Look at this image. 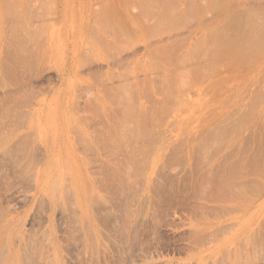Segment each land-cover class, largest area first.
I'll return each instance as SVG.
<instances>
[{
	"label": "rangeland",
	"instance_id": "1",
	"mask_svg": "<svg viewBox=\"0 0 264 264\" xmlns=\"http://www.w3.org/2000/svg\"><path fill=\"white\" fill-rule=\"evenodd\" d=\"M192 1H193V3H192ZM192 1L191 0H189V1L188 0H136V2H135V11H136L135 22H136V27H137V32H136V37L137 38H136V41L135 42H137V41L138 42L136 44H135V42H133L135 44L134 47H135V49L137 51L136 52L137 54L135 53L136 56L134 55L135 58H134V56H132L133 57L132 58L133 61L131 63L133 64V66H131L132 64H129L130 67H128L127 70L125 68V69H122V71H121V69L119 71V67L116 66V65H114V64H112V63H110L108 59H105V60L100 59L99 60V64H100V66H99L100 67L99 68V72H100V74H99V72L98 73H95L92 69L89 68V66L88 67L83 66L82 63H81V61H80L81 56L83 55V48L85 47V44H86L85 41L87 39H82V40H78V39H72V40H56V39H52V40H50L48 38L49 37V33H48L49 20L54 17V9H53V2H52V0H18V2H19L20 5L23 3V5H24L23 8L22 7H18V8L17 7L8 8V16L5 18V23L1 24L2 28L5 31L3 33V35L4 36H7V37H10V36H14L18 31L19 32L22 31L21 34L23 36L25 34V37L26 36L29 37V39L28 38L25 39V40H27L26 41V44L28 45L27 46L25 44L26 45V48H28V47L31 48L32 46H33L32 48H34V46H36L34 41L37 39L36 42H38V40H39L40 42L37 43V47H35V48H36V51H37L38 50L37 48L39 46L40 47L39 48L40 49L39 51H41V52H38L36 54L37 55H41V56L44 55V58H43V61H41L42 63L39 66L40 67L39 68L40 70L38 68H37V70H34L33 69V71H35V72H33L34 75L32 76V74H31L32 78H30L31 76L28 77L31 80V81H29L30 83L28 82L30 84V85H28V86H30L29 87L30 89H27L28 88L27 87L25 90L21 91L20 94L17 95L20 98V101L21 100H23V102L26 101L25 102V106H23V108H22L24 111H26L27 113H29L31 111H32V113L33 112H36L37 115L35 114V117H36L35 120H32V118H30V117L28 119L26 118L27 119V122H22V120H18V122L20 121V123L13 124L14 126L11 125V126H13L12 128L10 126L11 122L8 121L7 124H9V126L6 125V122H5V125L7 127H9V128H5L6 129V132L4 131L5 130L4 127H2L3 128V131H1L2 128L0 129V135L3 132L2 136H0V157L2 158V159L0 158L1 159L0 160V164L2 165V166L0 165V171H1L0 172V198H1L0 201L2 202V204L0 203V205L3 207V204H4V207L6 206L5 208L6 209H9V210H7L6 216H3L2 219L0 220V223H1L0 224V229L2 230V231H0V233H1L2 237L5 234V236L3 237L5 240H8V241L9 240H12L10 242H11V244L13 246H15V247H12V248L11 247H8V250L11 251L10 253H12L11 254L12 255V258L9 257L10 259L8 261L6 260L2 264H5V263L6 264H12V261L14 262L13 264H35V263L36 264H38V263L39 264H57V263L58 264H220L219 262H224L226 264L227 260L231 264H240L239 261H241V264H244L243 261L245 263H248L249 264V261L251 259L250 257L253 258L255 255L257 257L255 256L256 259H254V258L253 259L255 261H258L259 260L258 261L259 263H257V264H262V263L264 264V262H263V260H264V257H263L264 256L263 255L264 254V250L260 249L259 246L256 247V248H258L257 250L260 249L259 250L260 255L262 254V252H260V251H263V254H262L263 256L261 258H259V256H260V255H258L259 253H256L257 251H255L256 249H253V247H251V248H252V251L254 250L255 253H253L250 250V256L249 257L242 256L245 253L248 254V252H249L248 249H246L247 251L245 250L246 252H244V250L241 251L242 253L240 252L241 253L240 254L239 253V250H237V249H235V247H233L234 249L231 248L233 250V253H232L233 257L232 258L227 257L225 260L222 259L223 261H219V260H221L220 258L225 254V252H226L225 250H228L233 244H235V243H233V242H235L233 239H232L233 241L231 239H229V238H232V236H230V235H232V233H228V234H226V236L224 235L225 237L222 236L221 238H219L216 241H213L212 243H210L207 246H206V244L205 245L195 244V243H193L194 241L192 242L193 243V245H192L191 244V241H192L191 238L192 237L190 238V236H193L192 233L195 231V229L198 228L197 231H195V233L196 232L197 233L198 232H202L203 230H207L209 228V225L212 224L210 222H213V221L215 222L216 221V219H214V217H211L212 216L211 213L209 215V214H207L209 212H207V213L205 212V211H207V208H205L206 210L205 209H202L203 211L199 208V205H201L200 202H204V203L207 202L208 206H209L210 203L213 204V205H214V203L216 204V201L213 202L212 199L210 198L211 195L208 197V194H207V192L209 193L210 191L211 192L214 191V187L210 185L211 183L213 184V180L215 179V178L214 179H211L212 178L211 175L214 176V174L211 173V172H214L212 170V167L211 166L214 165L213 167H217V164L214 163V162H218V163L221 162L222 163L225 159L228 160V162H230V159H231L232 160L231 162H233V160L235 159L234 157H236V159H237V157L239 158V156H240L239 160L240 159L242 160V158L245 159V160H242V162L244 164H246V162L249 163V161H251L249 159L250 158L253 159V158H252L251 155H250L251 157L250 156H246V158H245V155L244 154H246V149H247V154H249V151L252 150V151H250V154L252 152L253 153L252 155L254 156L255 151L253 152V150L260 149V147H261V140L264 138L263 137V135H264V133H263L264 132L263 131V129H264V127H263V125H264V123H263L264 122V120H263L264 119V116H263L264 115V111H263L264 110V100H260V99H264V95L261 96V98H260V95H257V97L255 95V94H257V91L259 92V90H260V92H262V94L264 93V88H263V86H264V54L259 59H257L259 61H254V62H251V63H243L242 61L235 60V58L233 59V57H231L229 55H226V53H225V56H228V57H225L224 59H222L220 57L222 61L220 60L221 62L217 64L216 60H218L217 59V57H219L218 54L220 55L219 49H222V47L220 46V44L222 45L223 42H220L218 40H215V39L220 38L222 36V35H219L220 34V30H221V32H222V30H224L223 27L226 25V23H225L226 21H228L229 19L230 20L237 19L240 16V13L239 12H241L242 19L246 18V15L247 14L245 12H247V10L249 8V7L246 8V6H245L246 4H250L251 6L254 7V9L256 8L255 4L258 5L257 7H259V8L258 9L256 8V9L259 10V11H257L256 9L255 10H256L257 14L259 13V16L260 17L255 16V18H257V17L258 18H261L262 17V15H261L262 13L261 12L264 11V0H229V2H228V0H217L220 3L222 2L223 5L225 4L224 6H226V7H222L221 6L222 4L220 5L219 2L217 4H215L217 2L216 0H212V1L211 0H206V1L205 0H192ZM214 1H215V3H214ZM31 4H34L36 7L33 8L31 6ZM165 4L166 5H170V6H164ZM217 5L218 6L220 5V8H218ZM149 9H151V11ZM164 9L168 10L170 13L168 12L169 14H167V11L164 10ZM173 9H175V11ZM180 9H181V11H183L182 14L185 13V11H187L185 13V16L183 14V17L181 18V20H183V19L185 21L187 20L186 22L183 20L184 23L181 20H179L182 15H180V16L177 15V13L178 14L179 13L181 14ZM230 9L233 10V11L229 12ZM154 10H156V12L158 14ZM161 10H162L163 13H161ZM163 10L166 12L167 15L164 14L165 12ZM170 10H173V11H170ZM238 10H240V11H238ZM33 11L35 12V15L34 16H33ZM197 11H198V13H197ZM148 12L150 14H148ZM230 13L232 15L235 14L233 16L234 18H232V17L230 18V16H232ZM242 13H244V18H243V14ZM163 14H164V16H163ZM174 14L177 15V16H175ZM187 14H191V15L188 16ZM224 14L226 15V18H225V15ZM229 14H230V16H229ZM190 16L193 17V18H189ZM228 16H229V18H228ZM241 16H240V18H241ZM75 18H78V16H75ZM263 18H264V14H263ZM87 19L88 20H91V19L94 20V19H96V17L91 16L89 14L88 17H87ZM169 19H171L170 20L171 22L170 21L166 22ZM188 19H190V20L188 21ZM174 20L175 21L177 20V23H173ZM261 20L264 21V19H259V21H261ZM178 21L180 23L182 22L183 24H181V26L180 25L175 26V24H180V23H178ZM195 21H196V23H195ZM219 21H221L222 24H224V25H219V23L221 24V22H219ZM165 22H166V24H165ZM150 25L152 26V28L150 27ZM193 26H194V28H193ZM216 26L217 27L222 26L221 27L222 29L219 27V29L217 30V27ZM154 27H156V28H154ZM157 27H158V29H157ZM229 27H230V25H228V28ZM144 28H147V30L148 29L149 30L146 31V33H144L142 31V30H144ZM224 28H227V27L225 26ZM24 29H25L26 32L24 31ZM212 29L213 30H217V32L216 31L215 32L214 31L212 32V34L215 33L214 34V37L211 35V30ZM159 30L161 32H158ZM164 30H166L167 33H166V31L164 32ZM171 30L172 31L173 30H176L177 32L176 31L175 32L173 31L174 33H172V32L170 33ZM191 30H192V32H191ZM183 31H184V33H183ZM19 32L17 33V35L19 34ZM153 32L156 33V34H154ZM180 32H182V33L179 34ZM190 32H191V34H190ZM206 32H207V34H209L214 39L211 38L210 36H209L210 38H208V39L204 38V37H207L206 36L207 35ZM147 33H149L150 35L149 34L147 35ZM188 33H189V35H188ZM226 33L223 32V35L224 36H227ZM31 34H33V35L35 34L34 35L35 37L33 35H31ZM145 34H146L147 38H151L153 41H159V40H161L159 38L163 36V37H165V40H166L167 44H166V42L164 43V41H163L164 39H162V42L160 41L161 43L158 42L159 45L158 44L152 45V47H149V49L148 48L145 49L144 45H138L139 44V41L141 40L138 37L140 35L142 36V35H145ZM202 34H203L204 37L202 36ZM153 35L155 36L156 40H154L155 38L153 39ZM216 35L218 37H216ZM170 36L171 37L174 36V38H170ZM178 36H179V38L182 36V39L181 38L178 39ZM183 36L186 39H184ZM198 36H202V37H198ZM32 37H34L35 39H33ZM168 37H169V39H168ZM200 38L202 39V41L205 40L206 43L204 42L202 44L201 43L202 41H200L201 40ZM19 39H16V41H15V39L6 38V39H3V40L0 41V63L1 62H4L5 59H8V56H6V54H5L8 51L7 47L9 48V46H10L9 49L11 50V48H13L15 46H19V45L21 46V43H19L20 42ZM151 39H146V40L152 41ZM167 39H168V41H167ZM175 39H177V40H175ZM209 39H213V41H210ZM18 40H19V42L17 44H19V45H17L15 43ZM113 40H114V38H110L109 41H113ZM169 40H170V43H171V41H174V40L176 42L178 40H180V42H178V43H181V41H182V43L181 44H177L174 41L175 44H173L174 42H172L171 43L173 45V46H171L172 49H173L172 50L171 47H170V45L168 46V44H170V43H168ZM184 40H186V41H184ZM214 40L218 42L219 45L218 44L217 45L219 46V48H215L217 46V45L215 46V44L217 42H215ZM221 40H223V39H221ZM194 41H195V43H194ZM196 41H197V44L198 45L200 44L201 46L199 45V47H198V45L196 44ZM12 42L15 43V44L13 43L14 46L11 45ZM161 44H162V46H161ZM163 44H164V46H163ZM212 44L215 47L212 46ZM41 45H42V47H41ZM157 45H158L159 48H161V47L162 48L159 50V48L156 47ZM187 45L188 46L190 45V46L188 47ZM207 45L209 47L211 45V47L213 48V52H215L214 54L217 55V56L215 55L216 57L213 55L215 58L214 57H211V55L213 53H212V50L209 51V49H208L209 47ZM22 46L24 47V42H23V45ZM165 46H166V49H164ZM183 46H185V47H183ZM194 46H196L197 49L196 48L193 49ZM222 46H224V44ZM154 47H156V49H153ZM204 47L207 48L205 50H207V51L210 52V56L207 55V54H209V52L208 53L205 52V51L203 52L202 49H204ZM214 48H215V51H214ZM16 49H17V47H16ZM190 49L194 50V52L192 50H191L192 52L189 51ZM13 50H14V48H13ZM13 50H11V51H13ZM17 50H19L20 53H23L22 52L23 50L21 51L20 48H18ZM153 50L156 51L157 53L160 52V54L158 53V56H157L156 52L154 53ZM161 50H162V52H161ZM168 50L170 51V53L168 52ZM195 50H197L199 52V54L201 52L200 55L203 56V57H204V55H207L208 56L207 58H206V56L204 57L207 60L206 59H203V57L201 58L199 56H196V51ZM97 51H98V49H97ZM147 51H149V53H152V55L150 54L151 58H149V53H147ZM151 51H153V52H151ZM183 51H185V52H183ZM216 51H218L219 53H216ZM164 52H166V53H164ZM181 52H183L182 53L183 55H182V57H179V55L181 54ZM187 52H190V53H187ZM171 53L172 54H176V55H173L174 57L168 56V58L170 57L169 58L170 63H168L169 60L167 58V55H165V54L172 55ZM193 53L195 54V56L193 55ZM204 53H206V54H204ZM221 53H223V52L221 51ZM147 54H148V56H147ZM155 54H156V56H155ZM223 54H221V55H223ZM7 55H8V53H7ZM160 55H163L164 61H166V60H168V61L164 62L162 59L160 60V58H161ZM186 56L187 57L188 56H191V57L186 58ZM192 56L194 57L193 59H195V60L192 59ZM4 57H6V58L4 59ZM157 57H159V58H157ZM209 57H210V59H209ZM222 57H224V55ZM230 57H231L232 60L229 59L230 60L229 61L228 58H230ZM174 58L176 60H177V58H182V59H180L182 63L179 62V59H178V63L177 64H174V60H175ZM189 58H191L192 60L191 59L188 60ZM211 58L214 59V63L215 64L211 63V62H213ZM1 59H4V60L2 61ZM132 59L130 58V60H132ZM171 59H174V60H171ZM183 59H187V60H184V62H185L186 65H188L187 63H189V62L192 63V61H193V64H191L192 66H186V65H184L183 64ZM196 59L198 61H200V62L197 63L198 61ZM208 59L211 60V61H209V64L206 63V65L204 66L203 63L207 62ZM157 60L158 61L160 60L159 63H161V64H159ZM201 60H203V62ZM204 60H205V62H204ZM5 61H7V60H5ZM156 62H157L158 65L156 64ZM229 62H231L234 66L231 63H229ZM154 63H155V65H154ZM210 63H211L212 66L213 65H216V66H214L213 69H209V67L207 68V65L211 67ZM226 63H229L230 66L227 65ZM198 65L201 66V68ZM135 66H137V67H135ZM166 66H168V67L166 68ZM188 67H190L189 68L190 70L192 69V67H194V69H192V71H189ZM231 67H234V68H232L233 71L234 70L235 71L237 70L236 72L234 71L235 74L233 73V71L231 69H229V70H231L230 73H229V70H228V72H226V71H225V73L223 72L224 70H227L228 68H231ZM129 68H131V69H129ZM243 68H247V69L245 70ZM156 69H160V70H156ZM186 69L190 73L191 72L192 73L190 74ZM207 69H209V70L207 71ZM217 69H219V70H217ZM242 69H243V71H242ZM184 70H186V71H184ZM212 70L215 71V72H213ZM220 70L221 71L223 70L222 71L223 73H221ZM118 71L119 72H127L128 73V77H129V80L127 81V80L123 79V77L122 78L121 77L120 78L116 77L115 74H117ZM161 71H164V73H166V72L169 73L170 71L171 72H175V74L170 72L171 75L174 74L173 77L171 76L172 77L171 79H173V80H176L178 77L182 76L181 74L184 75L183 77H187L189 75L190 77L188 76L187 78L189 80L192 79L191 81L192 82L194 81V82L192 83L190 81L191 82L190 83L185 78L183 80V82L186 80L190 84H188L187 82H185L186 84L183 85L185 87V89H184V87H182V85H181L182 82L181 81L178 82V80L181 77L178 78V80H177L178 85L175 86V84H174L175 82L172 83L171 81H167L168 79L170 80V78H167V80H163L164 73L163 72L161 73ZM179 71H181V72L179 73ZM198 71H201V73L198 72ZM202 71L204 73H202ZM211 71L213 73L210 74ZM187 72H188V74H187ZM205 73L206 74H209V75L207 76ZM113 74H114V76H111ZM177 74H180V75L178 76ZM203 74H205V75H203ZM233 74H234V77L232 78ZM249 74H251V75H249ZM148 75H150V76H148ZM152 75H155V77L152 76ZM162 75H163V77H160V79L162 78L160 80L158 76H162ZM195 75H196V77H195ZM165 76L168 77V74L165 75ZM202 76H204V77H202ZM209 76H211V77H209ZM145 77H146V79H147V77H149L148 80H146ZM194 77L197 80H195ZM252 77H253V79H252ZM260 77H261V79H259ZM132 78H133V82H131L132 81ZM164 78H166V77H164ZM205 78H207V79H205ZM120 79H121V81H120ZM138 79H139V81H137ZM258 80H259V82H258ZM160 81H163L164 83L166 81V84L170 83V84H168L169 87H172L173 86L172 84H174V87L175 88L177 87L176 88V91L177 92L174 91L173 93H168L169 90L167 89L168 90L167 91L166 89L163 88V87L168 88V86L165 85V84H163ZM130 82L133 83V86L135 85L137 87L134 86V88H132L130 90V94L127 95L126 94L127 93L126 91H128V89L130 88V86H129L131 84ZM146 82H148V83L147 84H144ZM155 82H157V83L160 82V84L162 83L163 85H160L159 84L160 85L159 88L161 90H163V91L166 90L167 91V94L165 92L162 93L161 91H159L160 89L158 87L157 88L159 90L156 88V86L158 84L157 83H156L157 85L154 84ZM260 82H261V84H260ZM106 83L108 85H106ZM150 83H151V87L149 86V88L152 89L151 91H152V94L153 95L151 94V92H148V91H150V89H146V88H148V85ZM257 83H258V85H259V87L261 89L256 85ZM140 84H141V86H140ZM118 85H120L122 87H120ZM126 85L129 86V88L126 87ZM252 85H254V86H252ZM114 86H116V89H117V86H118L122 90V91H119V93L122 92V94L123 93L126 94V95L123 96V98H121V100H119V101H116L115 100L116 103L118 102V104H116L115 101L113 102L112 99L109 96V92H111L110 90H112L110 88L111 87H114ZM161 86H162V88H161ZM242 86H243V89H241ZM123 87H126V90L125 91H123ZM174 87H172L173 90H175ZM186 87L188 88V90H187ZM135 88H136V90H135ZM139 88H141L142 90L145 88L144 89L145 91L143 90V95L142 96H140V94L138 92L139 91L138 90ZM153 88L156 89V91H158L159 93L161 92L162 94L157 93L155 90L153 91ZM250 88H251V90H250ZM118 90L119 89H117V91ZM181 90H183V92ZM131 92L134 94L135 98H133L134 96H131ZM137 92H138V94H137ZM1 93H3V89L2 88H0V96L2 95ZM128 93H129V91H128ZM249 93H250V95H249ZM21 94L23 95V97H22ZM168 94H170V96ZM259 94H261V93H259ZM138 95H139V97H138ZM165 95H166V97H165ZM126 96H127L128 99L124 98ZM128 96H131L133 99L132 100L129 99L131 97H128ZM161 96L164 99H162ZM172 96H173V98H172ZM21 97H22V99H21ZM121 97H122V95H121ZM137 97L140 99V100H138V102L135 100ZM157 97L158 98H161V100H159ZM253 97L255 98V100L253 99ZM172 100H175L174 103L180 102V103H178L179 106H177L176 105L177 103H176V104H174L176 107L175 108H171L172 105H173L171 103ZM251 100H254L255 102H253V101L251 102ZM121 101L124 102V103H122ZM261 101H262V103H261ZM169 102L171 104H169ZM91 103H92V105H91ZM242 103H244V104H242ZM254 103H256V104H254ZM94 104H96V105H94ZM120 104H122V106ZM126 104H127V108L129 106V109H130L131 106L132 107L134 106L136 110H137V108L139 109V111H137V112L134 110L135 113L133 112V115H131V113H130V115L133 116V117H135V115H136V118L137 119H138L139 116L142 117L141 115H143L142 114L143 111H144V114L145 115L148 113V115H146V116H147V122L149 120V126H148L149 128H148V131H149V137L151 138V140L149 139L150 142L148 143V146L145 147V150H142V149H144V148H142L141 151H139L140 150L139 147L141 146L140 145V142H137V140H136V142L139 143L140 146L137 145V143L134 142L135 141L134 138H136V137H133V135H132V138L129 136L130 137L129 138L130 140H127L128 139V136L126 135V133L130 131V130H128V128L132 130L131 126L128 127V124L127 123L128 122H130V124L132 123V126L134 128V125L133 124L134 123H137L136 122L137 119H133L134 122H131V118L132 117L130 116V118H129V115H128L129 121L126 122L128 120V118H126L127 119L125 121L126 123L123 121V120H125V118L123 119L122 117H124V116L127 117V114H123V112L125 111V113H128L129 111L131 112V110H133L132 108H131V110H129V109L126 110V106H125V109L124 108L123 109L121 108V107H124L123 105H126ZM235 104H237V105H235ZM246 104H248V105H246ZM116 105L119 108V110L120 109L122 110V113L121 114H117L118 112L116 110H118V109L116 108ZM141 105L144 106L143 107V111L140 110V109H142V106ZM169 105H171V106H169ZM238 105H240V106L238 107ZM96 106H99L98 107L99 109ZM155 106H157V107L154 108ZM162 106H166V107L168 106L169 107V110H170V108L172 110H170V112H169L168 111V108H165L164 107V109H163ZM251 106H252V108H255V109H253V112H252V109H250ZM152 107H153V109H152ZM240 107H242V109L243 108L244 109L243 110H241V109L239 110ZM246 107H248V109H249V110L247 109L248 111L245 110ZM112 108H114V111H113ZM147 109H150V110H147ZM234 109H235V111H234ZM146 110H147V112H146ZM156 110H157V112H156ZM231 110H233L232 113H230ZM260 110H262V111H260ZM93 111L96 112V113L94 112L96 115L98 114L97 117L95 116V114L93 113ZM112 111H113V113H112ZM159 111L161 112L160 114H162V115L164 114V112L168 111L169 112V115L167 114V118L165 117L166 114H164V116L161 117V115L158 113ZM240 111H241V113H240ZM114 112H116V114ZM139 113L141 115H139ZM150 113H152V115L154 116L152 118V120L153 119L154 120H157V119H160V120L163 119L164 120L166 118L164 120V122L162 123L163 125L161 123H156V125L158 124L157 126L162 125L161 127L159 126L160 132L158 130V127L157 126L155 127V125L152 124L153 121L151 120L152 122H150V118H149L150 117ZM233 113H235V114H233ZM242 113H243V115H241ZM250 113L254 114V116H252V114H250ZM113 114H114V118L112 116ZM236 114H237V116H236ZM239 114H240V118L242 117V119L240 121V123H241L240 126L241 127L239 126L240 128H237V130H239V132H240V130H242V132H240V135L238 134L237 131H234V129H233V125H235V121H236L235 120V117H236V119L239 118ZM255 114H257V115H255ZM92 115H93V117L95 116L94 117L95 119H94V121L93 120L90 121V124H91L90 127H92L93 129H94V127H96V128L94 130H92L91 128H89L88 129V132H89L88 135L89 136L88 135L87 136L85 135L84 137H82V139H84L85 137H87L88 139L90 138L91 141H89L90 142L89 144H91V147L93 149L91 148V151H88L89 153L87 151H86L87 153L84 151L85 152V155L88 154L87 157L89 158V160H88L87 157L83 159L80 156L81 159H83L82 161L85 162V164H84V162H82L81 160L75 159V156H74V155H76V156L77 155H81L83 153V150H84L79 145V142H78V137L79 136L77 135L76 132H74L75 131V128H76V126H74L75 125L74 123L80 117L81 118H84L86 116H92ZM152 115H151V117H152ZM232 115H234V116H232ZM118 116H120V117H118ZM228 116H232V117H228ZM248 116L251 117V118L254 117L253 120L255 119L256 121L254 120L255 121L254 122L252 119H251L252 121H249L250 118ZM220 117H222V118H220ZM247 117L249 118V120H248ZM255 117L256 118H259V120L256 119ZM224 118H227L228 121H227V119H225L226 120L225 121ZM26 119H24V120H26ZM113 119H114V121H117L118 120L115 123H118L119 122V125L120 124L121 125L124 124V126L123 125L122 126L125 127V128H124V130H123V128L121 130L124 131V133L126 131L127 132L125 134H122V131H120V129H119L118 135H120L119 132H121V135H123V136L125 135V138L127 136V138L125 140H127L126 142H128V141L130 142V144H128V146L126 145L127 144L126 142H125L126 144H124V140H123L124 137L123 136H121V137L120 136H117V129H116V127H118V126L115 125V123L113 122ZM216 119H218V120H216ZM219 119L220 120L222 119V120L220 121ZM260 119H262V121ZM157 121H155V122H157ZM72 122H74V123H72ZM224 122H225V124H224ZM227 122L228 123L231 122L230 123L231 125L229 124L230 126H228V123ZM247 122H248V124H247ZM259 122H261V123H259ZM34 123H37V124L40 123V125L43 123L42 125L44 126V129L47 130L46 131V133H47L46 135H47V137L49 138V141H50L49 143L48 142L47 143H48L49 147H50V145L52 147V148L51 147L50 148L52 149V152H53L52 153L53 154V158H57L58 160L61 158L62 160H64L68 156L67 162L70 161L68 163H70L71 166H72L73 162L75 163V164H73V166L71 168L73 169V178L75 177L74 180L75 181H78L79 180V182H76V183L78 184V183L81 182L79 184L81 186H83L85 183H86L85 185H88V186H83L82 187L83 190H80L81 192L79 191V193L81 194V196L79 197V200L80 201H75L76 200L75 196L72 195V193L69 194L70 196H74V198H75L74 199V202H77V203L74 204L73 200H69V199H73V198H70V197H68L69 198L68 200H65L64 201V203L66 205L62 204L63 200H61V201H58V200L49 201V199L47 198V196L43 192L44 190L41 189L40 187L37 188V185H36V182H35L36 174L41 169H43L45 167V163H46L45 162V159H46V157H45L46 148H45V144L40 139H38V142H37V145H38L37 146V150H34L35 151V154H36L35 157L38 160L37 159L34 160V168H36V169L33 168V171H34L33 178L34 179L33 180L31 179L32 181L29 179V182H31V185H29L30 183L28 184V182H27L28 180L27 181H23L22 184H21L20 181L18 183L17 180H19V179H18V177H16L17 174H16V176L14 175V171L17 168L15 167V169H14V167H11V165H10V162L11 161L9 160L8 157H5V156L2 157L3 152H5L6 149H9V146L11 148L12 146H15L16 145L17 140L15 141L14 140L15 138H12V137L13 136H16V139H17L18 136L23 135V132L27 131V129L30 128V124H34ZM93 123L96 124L97 126L96 125L93 126ZM212 123H213V125H212ZM226 123H227V125H226ZM250 123H255L256 126L254 124L253 125L251 124V126H252L251 127L250 126ZM23 124H25V125H23ZM37 124H34V125H37ZM126 124H127V127L125 126ZM150 124L154 125V127L157 128V129H155L156 132L153 130V126L150 125ZM220 124L221 125H224L223 127H227L228 129L230 127H232V128H230L231 129L230 134L229 135L228 134L226 135V138L229 141L226 140L227 143L225 142V144H223L222 141H225V139H221L219 141L215 140L216 143L214 142V143H212V146H209L208 147V145H210L211 142H210V140H206V139H210L211 138V141H213L211 134H212V132H214V129H215V133L218 131V129H221V128L216 129L217 127H221ZM258 124L259 125L262 124L261 125L262 127L256 128L257 126H259ZM107 125H108V127H106ZM110 126L111 127L113 126V128H111ZM151 126H152V129H151ZM210 126L212 128L214 127L213 129L210 128L211 131L213 130L212 132L209 130V127ZM102 127H104V128L101 129ZM250 127H251V129H249ZM98 128L101 129L102 131H100ZM110 128L111 129H114L115 128L116 130L114 129V130L111 131ZM119 128H120V126H119ZM97 129L100 131L99 132V135L100 136L102 135L103 136V139H105L104 140L105 143L101 139V144H102V142L105 144V145H101L100 144L101 147H98V146H100L99 143H98V141H97L98 139L97 140H92V139H96L94 137V135H96V137L98 138V136H97L98 130ZM258 129L259 130L262 129V131L260 130L261 131V134H262L260 136L263 137L262 139H260L261 137H259V135H258V133H259V132H257ZM7 130L9 132L11 131L10 132L11 134H9V132H7ZM15 130H17V131H15ZM36 130H37V128H36ZM106 130L111 131V133L113 131H116L115 132L116 134L114 133V136L115 137L117 136L118 138L120 137L123 145L120 143L121 142L120 140H119V142L117 141L118 140L117 137L116 138L115 137H112L113 134H111L112 136H110L108 132L105 133ZM151 130H152V133L154 131V134L155 133L157 134L159 132L160 134L159 133L157 134V136L158 135L159 136L157 137L154 134H150L151 133ZM157 130H158V132H157ZM162 130L164 132H162ZM203 130H205V132ZM95 131H97V132H95ZM248 131H250V132H248ZM251 131H253L254 134H252ZM103 132H104V134H103ZM130 132L128 133V135H131ZM207 132H210L211 134L210 133H207ZM90 133H92V134L90 135ZM131 133L133 134V132H131ZM202 133L203 134L206 133V135L207 134H210V135L209 136H203ZM7 134H8V136L10 138H12V140H10L8 138V136L7 137L5 136ZM216 134H218V132ZM237 134H238V137H237ZM198 135H200V136L198 137ZM256 135H257V137H256ZM152 136H154V137H152ZM155 136L157 137V139H156ZM216 136H215V138L217 139L218 137H216ZM229 136H231L232 139H234L235 142L232 141V140H230L231 137H229ZM243 136H244V138H243ZM4 137H6V139H4ZM108 137H112L113 139L115 138L114 140H116V141L114 142V140L112 139V142H111V138H110V141H107L106 138H108ZM200 137H203L204 140H206V141H199L198 139H200ZM219 137H221V136H219ZM234 137H237V138H234ZM248 138L251 139V140H249ZM254 138H255V140H254ZM131 139L132 140L134 139V141L132 142ZM152 139L155 142H153ZM241 139L243 141H245V140L246 141L243 142V143H242V141H238V140H241ZM252 139H253V141H252ZM3 140L4 141L6 140V141L4 142ZM108 140H109V138H108ZM99 141H100V139H99ZM106 141L109 144H107ZM177 141H178V143L180 141V143L182 145L181 146L180 144H177V145H180V148H177V146H174L173 145V144H176ZM208 141H209V143H208ZM249 141L253 142L255 144V147L258 145L259 148H258V146H257V148H254V144L252 145L251 143H249ZM7 142H8V144H7ZM196 142H198V143H196ZM10 143H12L11 144L12 146L10 145ZM87 143H88V140H87ZM112 143H113V145H112ZM131 143H132V147H131ZM133 143H136V145H133ZM189 143H190V145H189ZM230 143H232V144L235 143L236 146L235 145H231L230 146ZM240 143H242V144L245 143L246 145L247 144H250V145H247V146L243 145L242 146ZM106 144L109 145V147H107L106 149H104L107 146ZM110 144H111L112 148H110ZM115 144H116V146H115ZM152 144H153V147H151ZM185 144H186V146H185ZM194 144L195 145H198V144L200 145L201 144L203 146L202 148H205L207 151L206 150H203L201 148V146H198V148H197V146H194ZM117 145H118V147H117ZM149 145H151V146H149ZM4 146H6V147H4ZM133 146H135V149H134ZM136 146L137 147L139 146V147L137 148ZM188 146H189V149H188ZM220 146H222V148H224V149L220 150L218 152V154H214L216 152V149L218 151V147H220ZM96 147H97V149L94 150V148H96ZM102 147H104V148H102ZM114 147L117 148V149H115ZM122 147H126V148L128 147V152H129V150L131 151V152H129L130 154L127 153V149L126 148H124V151H123L124 154H122V155L119 154V153H123L122 152V149H123ZM147 147L148 148L151 147L149 149L150 153H148V154L146 153L147 156H149V159L150 160L147 159L146 156L144 158V155H146L144 153V151L146 152ZM175 147L177 149H179L180 153H182V154H183V152H185V153L187 152V156H186L185 153H184L185 156H184V154L182 156ZM194 147L197 150L199 149L198 150L199 152L203 150V153L206 151L207 154H208V155L205 154L206 153L205 152L204 153L205 155L203 154V157H202V154H201V156H200V154L198 155V153L196 155L197 158L199 156L200 159L201 158L202 159L203 158L206 159V162L205 161L202 162V164H204L205 166L204 165H201V163H200V165H201L200 167H202V166H204V167H202V168L199 169V167L197 166L198 169L200 170V173L198 172V169L195 168V166L196 165H199V162H201L203 160L197 159L194 156V154L192 156L193 151H194V153L196 151V150H193ZM210 147H214L215 148V149L213 148L214 151L213 150L212 151L210 150V152H208V150L211 149ZM231 147H232V150L231 149H228V148H231ZM243 147L245 149H244V151H241L243 149ZM174 148H175V151H176L175 153L179 154V158H180V155H181L183 158L185 157L187 159V161H185L186 159L180 160L179 158H177L178 156L175 157L173 155L174 154V152H173ZM200 148H201V150H200ZM238 148L241 149L240 150L241 152H243L242 153V158H241V154L240 155H237V154L241 153V152H238ZM113 149H115L116 151H114ZM219 149H221V147ZM227 149H228L229 152L231 151L233 153H230L229 154V152L227 151ZM190 150H192V151H190ZM50 151H49V154H51ZM108 151H110V153H108ZM112 151H114V152H112ZM169 151L170 152L172 151L173 153L171 154ZM198 151H196V152H198ZM225 151H227L228 154L226 153L227 154V156H226L227 158L224 156L223 157L224 160H223V158H221V157L223 156V154H225ZM234 151H235V153H234ZM125 152L127 153V156H125ZM133 152H134V154H132ZM161 152H162V154H161ZM211 152H212L213 155H215L212 158L210 157L211 156ZM209 153H210V155H209ZM107 154H109V156ZM113 154H114V157H113ZM116 154H117V156H115ZM150 154H151V156H150ZM177 154H175V155H177ZM170 155H172V157L176 158L175 161L179 159L181 162L178 160L175 163L174 160L171 159L172 157ZM218 155H220L221 157H219ZM228 155H230V159L228 158L229 157ZM231 155L233 157H231ZM136 156L137 157L143 156V157H140L139 160H143L142 158H144V162H145L146 159L147 160L143 164H142V161H140V164L138 165L139 160H138V158ZM168 156H169V158H168ZM208 156L210 158L209 160L207 158ZM216 156H217V158L219 157L218 160H222V161H218L217 158H216ZM115 157L116 158L117 157L118 158L120 157V160H122V161H123L124 158L127 161L128 157L129 158H133V159L135 158L134 160L132 159V163H134L136 160H138V162L136 161L137 163L135 162L134 164L131 163V164L128 165L126 163V161L124 160L123 163H122V165L124 164L123 165L124 168H125L124 169L123 166L121 165L120 160L119 159H116ZM73 158L75 160H72ZM160 158H162V160ZM254 158H256V157H254ZM51 159H52V157H51ZM85 159H87V160L85 161ZM97 159H99V160H97ZM194 159H196L195 160L196 165L193 162ZM214 159H216L217 161L214 160ZM247 159H248V161H246ZM256 159L259 160L260 158L258 157ZM148 160H149V163H148ZM1 161H2V163H1ZM87 161H91V162L87 163ZM156 161H158V162H156ZM168 161H169V165H168ZM209 161H211V163L213 162L214 164L212 163L211 166L208 165V163L211 164ZM253 161H254V159H253ZM102 162H103V165L105 167L102 165ZM224 162H223V165L221 164L222 166H225L224 165ZM228 162L226 161L225 164H227ZM242 162L240 163V165L242 164ZM116 163H118V165L120 164L119 167L122 166L121 169L123 168L124 172L126 171V174L123 173V171H122L121 173H123V174L120 175V172H119L120 169L118 170L119 167H118V165ZM146 163H148V164L146 165ZM205 163H207V165ZM259 163H260V161H259ZM7 164H9L10 166L9 165L8 166L11 167V168H8ZM87 164H90V165H87ZM108 164H110L111 167L114 166L115 168L117 166V168H116L117 170L114 167L112 168L113 170L115 169L114 170L115 171L114 175H112V173L114 171L109 172V170H111V169H110V166ZM161 164H163V166ZM192 164L195 165V166H193ZM215 164H216V166H215ZM130 165H132L134 167V168L133 167H130L131 169H134V170L136 169L135 170L136 172L133 171L136 174V177H135L134 173L131 172L132 170H129L130 172H128V169H130L128 166H130ZM5 166L7 167V169H5L6 168ZM36 166H38V167H36ZM259 166H258L257 169H259ZM145 167H147V168H145ZM205 167H206V170H209L210 171V169H211V172H208V173L206 172L208 175L205 173L206 170H203ZM209 167H211V168L209 169ZM244 167L246 168V166H244ZM244 167H243V169L245 171V168ZM192 168H193V170H192ZM10 169L11 170L14 169V171L12 170V172H11ZM98 169H100V170H98ZM194 169L197 170V174L196 175H195V173H194V175L192 174L193 171L196 172ZM201 169L204 171V174L205 175L202 174L203 171L201 173ZM213 169L215 170V168H213ZM216 169L220 170L221 168L218 167ZM248 169L251 170L252 168L251 167H248ZM248 169H246V173L248 172ZM260 169H262V167H260ZM139 170H142V172L140 171L141 173H139ZM188 170H189V172H188ZM241 170L242 169H240V171ZM259 170H258V174H257V172H255L256 174H253V172H252V174H249L251 172H249V173L246 174V173H243L244 171L242 170L243 172L241 171V173L244 174V176H245V174L247 176H245V177L243 176L242 178H240V180H242L241 182L242 183H246V181H251V180L254 179V177H256L254 180H256L258 183H260V182H263L264 183V181H263L264 180V176H262V178H261V176L259 175V174H261V172ZM262 170H264V168ZM117 171H118V173H117ZM8 172H10V173H8ZM15 172H17V170ZM127 172L129 174L130 173L133 174V176H134L133 178L134 179L132 178V179H128V180H130L129 182L134 183V184H132V185L131 184L125 185L124 190L126 191V193H128V195H129V192L128 191L130 190V191L135 192V193L138 194L139 192L143 193L142 191L144 190V192L145 193H148V196H150L151 198H149V197L146 196L147 198H145V197H144L145 199L143 198L145 200L144 201V200L141 199L142 198L141 196L139 197L140 193H139V195L133 193L135 196L132 194V195H130L131 198H132V196H134L137 199H135L133 197L134 200H131V199H129L130 196H126L125 195L126 193L123 192L124 190L123 189H120V187L122 185L124 186V183L125 182L127 184L129 183V182L125 181V180H127V177L128 176L126 178H125V176L124 177L122 176V175H129ZM218 172H220V171H218ZM11 173H13V175L16 177L15 180H14L15 177ZM189 173H191V176H190ZM198 173H199V175H198ZM209 173H210V175H209ZM4 174L7 175L8 177L10 176L9 177L10 179L9 178L8 179L4 178V177H7ZM9 174H11V175H9ZM108 174H110V176H108ZM117 174H119V176H117ZM141 174H142V176L145 175V174H147V175L141 177ZM242 174L240 175V177L242 176ZM187 175H189V177ZM197 175L200 176V177H198ZM215 175H216V173H215ZM249 175L251 177H249L248 178L249 180H248L246 177H248ZM261 175H264V174H261ZM107 176L109 177L108 179H107ZM116 176H117V178H116ZM139 176H140V178H139ZM161 176H162V178H161ZM192 176L196 177L195 180L192 179ZM204 176H206V177H204ZM11 177L13 179H11ZM101 177H102V182L100 183ZM118 177H120V178H118ZM165 177L166 178L169 177V180H170V182L172 184L171 187H173V188L175 187L174 189H177L181 193H183L184 196H181V197H184V199L186 197H188L186 199H188L189 201H187L186 199L185 200L182 199L183 201H174L175 204L178 203V202H180L178 205L177 204L176 205L174 204L172 206L169 205V206L166 207V205L164 204L165 206H160L162 204L161 201L160 200H157L156 201V197H154L156 193L154 191V196H152L153 195L152 194L153 191H151V190L153 189L154 186L158 187L159 185L164 184L163 183L164 179L167 180ZM185 177L186 178L187 177L190 178V179H188V180H190V182H187V179ZM201 177H203V178L200 179ZM257 177H260L261 178L260 182H259V178H257ZM158 178L160 179V181L158 180ZM182 178L183 179L185 178L186 181L183 180ZM4 179L7 180V181H10V183L9 182H6ZM103 179H105V180L103 181ZM112 179H116V180H113V182L116 181L114 183L115 184L114 187H116V184H118L117 187L114 188V189H116L115 190V193H117L120 190H122V192L121 191L119 192L121 194L117 193L118 196L121 197V201L123 202V203L122 202L120 203V201H119V204H120L121 207L118 206V209H117L118 211L115 209L117 207L114 204L111 203L113 201L110 202L111 198L109 199V201L107 199V195H109L108 196V198H109L110 195L112 196V193L114 191V189H112L111 194H110V192H108V194H107L106 184L112 185L113 182L112 181H109V180H112ZM118 179H120L121 181L118 180ZM144 179H146V180H144ZM180 179L183 180V181L182 180L181 181L184 182V183H182V182L181 183L184 184L185 186L180 184ZM191 179L193 181H197V179H200V181L202 180L201 182L199 180H198L199 182L197 181L198 182L197 183L198 186L194 182V185H196V187L195 186L194 187L196 189L194 188L193 191H196L197 188L200 189L201 190L200 192L202 194H200L199 190H198V193L197 194H200L202 196L204 194L203 191L205 190L204 192H206V190H207V192L205 193L207 195L202 196V197H200V196L197 195V197H200L201 198V199L200 198L198 199L196 197L197 200L194 199L195 197H192V198L190 197L191 199H189V195L191 193H193V192H191L192 189H193V186H191L189 184V183H191ZM94 180H95V182H94ZM169 180H167V181H169ZM83 181L85 183H83ZM185 182H187V184ZM165 183H167V182H165ZM174 183H176V184H174ZM202 183L206 184V186L204 185L206 187L205 189H203L204 186L202 188V185H203ZM26 184H28V185H26ZM120 184H121V186H119ZM139 184H140V186H138ZM150 184L153 185V186H151ZM188 184H189V186H188ZM191 184L193 185V182ZM177 185H178V187H177ZM179 185L183 186L184 188L186 186H188V188H191V190H189L191 193L188 190L186 191V190H184L183 187H181L184 190V192H183V190L180 188ZM199 185H201V188H199L200 187ZM208 185H209V187H213L212 190H210L211 188H208ZM126 186H128V187H126ZM91 187H93V188H91ZM104 187H106V188H104ZM142 187H145V188L143 189ZM39 188L41 190H39ZM79 188H80V186H78V189ZM94 188L95 189L97 188L96 189V192H100L101 193L99 195H102L103 197L106 195L104 197V199L106 201L103 200V198H101V199L100 198H96L97 197V194H96V192L94 190L93 191L95 193L94 192L93 193L96 196L94 194H92L91 192L90 193H86L85 192V190L90 191L91 189H94ZM102 188H104V189L102 190ZM117 188L120 189V190L118 191ZM141 189H143V190H141ZM146 189H147V191H146ZM149 189H151V190H149ZM154 189H155V187H154ZM185 189H187V187ZM38 190L40 192H38ZM104 190H106V191H104ZM137 190H138V192H136ZM83 191H84V193H82ZM41 192L43 193V195H40ZM149 192H152V193L150 194ZM185 192L186 193L188 192L189 195L186 194V195H188V196H186L185 195ZM122 193H125V194H122ZM263 193H264V190L261 192V194H259V196H258V198L256 199V202H255V205H256L261 200L260 205H261V209H262L261 210V214L262 215H260L259 220L260 221L262 220L261 222H263L262 223L263 224L262 225V227H263L262 229H264V194ZM82 194H86L88 197L86 195L84 196ZM117 194H115V195L117 196ZM34 195H35V198H33ZM123 195L126 196L127 198L124 199V196ZM83 197H85V199ZM206 197H208L210 200H208V198L206 199ZM202 198H204L203 199L204 201L202 200ZM96 199H99L103 204L100 203L99 200H96ZM127 199H129L131 203L128 202ZM148 199H151L153 202L154 201L157 202V204H158V201H159L161 204H158V206H157L156 203L153 204L152 201H150ZM205 199L208 200L209 202L208 201H205ZM191 200H193V202H195V204H196V201H197V203H199V204H197L198 207H196L197 205L194 206L195 208H199V209H196L195 210V209L192 208V210H191V207H190L191 205H189V203L194 204ZM68 201L69 202H72L74 204V206H72L73 204L72 203H69ZM140 201H142V202H140ZM184 201L186 203L188 202L187 205L189 206V208H186V206H181V202H183V204H186ZM92 202L93 203L95 202L94 204L97 205L95 207H96V209L98 211L95 209V207L93 206L94 204H92ZM149 202H151L152 205H150L151 203H149ZM146 203L147 204L149 203V204L147 205ZM171 203H173V202H171ZM77 204L78 205L80 204V206H78ZM168 204H169V202H168ZM85 205H87V206H85ZM88 205H90V209L88 208L89 207ZM122 205H125L126 207L123 206L124 208H122ZM129 205H130L129 208H132V206H133V208L131 209L132 211L130 210L131 212L130 211L129 212L128 211H125V210H128L127 209L128 208L127 206H129ZM84 206H85V208H84ZM113 206H115V207L113 208ZM145 206L147 207V208H145L146 210H142L141 207H145ZM202 206L203 205H201L200 207L203 208ZM86 207H87V209H86ZM99 207H101V208H99ZM107 207L108 208L111 207V210H110V208L108 209ZM138 207H140V208H138ZM204 207H205V204H204ZM112 208H113V211H112ZM72 209H73V211H71ZM85 209H86V211H85ZM88 209L90 211L91 210L92 211L94 210V212L91 211L93 217H92L91 214H86L87 211H88ZM103 209H107L108 211L107 210H103ZM140 209L143 212L144 211L145 212L144 213L141 212V214H140V211H141ZM151 209H153V210H151ZM161 209H163V210H161ZM115 210H116V212H115ZM193 210L197 211L198 213L200 212V214H202L201 212L206 213V215H207L208 218H206V215H205V218L203 217L204 219H201L202 218V215L204 216V213L202 215H199L196 212L199 215L197 218H199L200 221H203V222H200V221L199 222L198 221L196 222V218L195 217H196L197 214L194 213L195 211H193ZM90 211H88V213H90ZM123 211H124V213H120V212H123ZM153 211H154V213H153ZM162 211H164V212H162ZM74 212H77V213L80 212L81 215L80 214H77V213L74 214ZM110 212H112V213H110ZM135 212H137V213H135ZM158 212L160 214L163 213L164 215L163 214L162 215H159ZM192 212H193L194 215L193 214H190ZM126 213L130 215V218H129V215H127ZM83 214L84 215L86 214L87 216H91L93 220L92 219H88V220L87 219H83V217H84V216H82ZM113 214H114V216H113ZM115 214H117V215H115ZM136 214H137V216H136ZM74 215L77 216V217H74ZM86 215H85V218L87 217ZM96 215H97V217H95ZM122 215L124 216V218H122ZM140 215H142V216H140ZM153 215H155V216H153ZM192 215L194 217H192ZM98 216H100V217H107V218L106 219L103 218L104 220L102 221V218H100ZM151 216H153V217H151ZM200 216H201V218H200ZM209 217H211V218H209ZM4 218H6L7 221ZM87 218H89V217H87ZM120 218H121V221H120ZM145 218H146V220H145ZM100 219L102 221L101 223H100ZM139 219L142 220L141 221L142 223H143V219H144V223L141 224L142 227L140 226V220ZM90 220H92L93 222L92 223H89ZM131 220L132 221L134 220V221L132 222ZM206 220H208L209 222L207 221V223H206ZM1 221H3V222H1ZM86 221L88 223H84ZM115 221H119V222H116L117 223L116 224ZM68 222H70V223H68ZM104 222L107 223V224H103ZM83 223L88 228H85V226H84ZM110 223H112L113 225L110 224ZM156 223H158V224H156ZM89 224L90 225L92 224L91 225V229H90V226H88ZM114 224H116V225H114ZM6 226H8L7 229H5ZM112 226H115V227H112ZM71 227H73V228H71ZM120 227H123L124 230L122 229L123 230L122 231ZM134 227H138V228L140 227L139 228V230L141 229L140 230V233H141V236L140 237H142L141 240H143L141 242V240L138 239V240H140L139 241L140 243L138 242L140 245L136 244L135 246L136 247L137 246L139 247V246H142V244L144 246L145 245L146 246H145V249H144V246L139 247V248H136V249L134 247V250H132V248H131L132 251H130V252L132 254H129V251H127V250L130 247L127 249L128 244H126L127 241L124 240V235L123 234L126 233L125 234V238H126L127 232L128 231H129L128 233H130V231L133 232L135 230ZM195 227H197V228H195ZM118 228H120V229H118ZM126 228H128V229H126ZM200 228H202V229L200 230ZM3 229H5V230L3 231ZM149 230H151V231H149ZM192 230H193V232L190 235L189 232H191ZM71 231H73V232H71ZM85 231H88L89 232V233L86 232L88 235H86ZM9 232H11V233H9ZM262 232H264V231H262ZM120 233L122 234L121 235V238L123 237V239H120V237H119L120 236L119 235ZM6 235H7V237H6ZM72 235H74V236H72ZM262 235H264V233ZM117 236H118L119 240L116 242V240L118 239V238H116ZM143 237H144V239H143ZM38 238H40V241H39ZM85 238H86V240H85ZM34 239H35V241H34ZM226 239H227V241H230L233 244L230 245L229 242H228L229 243L228 244L227 241H226ZM262 239H264V238H262ZM37 240L39 242V246H36V244H38V242L36 243ZM259 240H260V238H259ZM85 241H87V242H85ZM92 241H94V243ZM10 242L7 243V244H9V246H11L10 245ZM260 242H261V240H260ZM25 243H27V244L25 246H23V244H25ZM259 243H258V245H261ZM261 243L263 244V245H261L262 248H263L264 247V243L263 242H261ZM27 245H29V246L31 245V246L28 247ZM18 246L19 247H22V248L24 247L25 249L24 248L23 249L22 248H18ZM122 246H123V248H122ZM5 247H6V244H5ZM33 247H36V249L35 248L33 249ZM13 248H15L14 251H13ZM42 248H44V249L42 250ZM100 248H103V249L100 250ZM140 248H143L144 250L147 249V251L144 252V250H142ZM249 248H250V245H249ZM31 249H33V250H31ZM138 249L140 251L142 250V252L139 253V250ZM28 251L29 252L32 251V254L34 252V254H35V255L33 254L35 256L34 260H32L31 258L28 259L29 257H27L28 254L26 253ZM223 251H224V253H222ZM23 252H24L23 255L26 254L25 255L26 258L23 256L24 258L22 260L21 259L22 256H19V255H21ZM133 252H135V253H133ZM252 253L255 254V255L252 256L253 255ZM14 254L16 256H18V257H16ZM39 254H41V258L39 257L40 256ZM134 254H137V255H134ZM13 255L15 257H13ZM29 255H30V253H29ZM232 255H230V256H232ZM36 256H38V257H36ZM236 256H237V258H236ZM243 257L245 259H243ZM235 258H236L237 261L235 260ZM247 258L249 259V261H248ZM257 258H259V259L257 260ZM58 259L60 260V262H59ZM261 259H262V263H261ZM24 260H26V261H24ZM254 260H251L250 261L251 264H253ZM28 261H30V263ZM246 261H248V262H246ZM229 262H227V264H230ZM224 263H221V264H224ZM254 264H256V262Z\"/></svg>",
	"mask_w": 264,
	"mask_h": 264
},
{
	"label": "bare ground",
	"instance_id": "2",
	"mask_svg": "<svg viewBox=\"0 0 264 264\" xmlns=\"http://www.w3.org/2000/svg\"><path fill=\"white\" fill-rule=\"evenodd\" d=\"M10 1H12V0H10ZM10 1H8L9 2V4L11 3ZM189 1V0H188ZM192 1V0H191ZM206 1V0H205ZM212 1V0H211ZM217 1V0H216ZM6 2H7V0H6ZM219 1H217L216 3H215V1H214V3L215 4H217ZM228 2H229V0H228ZM192 3H193V1H192ZM220 3V2H219ZM225 3V2H224ZM244 3V2H243ZM7 5H8V3H6ZM168 4V3H167ZM210 4V3H209ZM222 4V2L220 3V5ZM6 5V6H7ZM11 5V4H10ZM191 5V4H190ZM220 5L218 6V8H220ZM225 5V4H224ZM223 4L221 5L222 7H226V6H224ZM229 5V4H228ZM248 5V6H247ZM160 6V5H159ZM164 6H170V5H164ZM179 6V5H178ZM237 6V5H236ZM246 6V8L247 7H249L248 8V10H247V12H245L247 15H246V18H244V13H242L243 14V18L244 19H242V16H241V12H239L240 13V16H241V18H240V16L237 18V19H232V20H228V21H226L225 23H226V27L227 28H224L223 27V29L225 30H222V32H221V30H220V34L219 35H222L220 38H217V39H215V40H218V41H220V42H223L222 43V45L224 44V46H222L221 44H220V46L222 47V49H219V51H220V55L218 54V56L219 57H217V59L218 60H216V62H217V64L218 63H220L222 60H221V58L222 59H224L225 57H228V56H225V53H226V55H229V56H231V57H233V59L235 58V60H239V61H242L243 63H251V62H254V61H259V60H257V59H259L261 56H263V54H264V21H259V19H264L263 18V14H264V11L263 12H261L260 14L262 15V17L261 18H258V17H260L259 16V13L257 14V12H256V10L259 8V7H257L258 5H256L255 4V6H256V10L254 9V7L253 6H251L250 4H246L245 5ZM260 6V5H259ZM261 7V6H260ZM165 8V7H164ZM167 8V7H166ZM169 8V7H168ZM208 8V7H207ZM113 9V8H112ZM155 9V8H154ZM170 9V8H169ZM172 9V8H171ZM178 9V8H177ZM176 9V10H177ZM232 9V8H231ZM230 9V11L229 12H231V11H233V10H231ZM238 9V8H237ZM106 10H108V9H104V12L100 9V11H99V9H98V17H100L99 15H102L103 16V23L102 24H104V20H106L108 17H109V15H111V14H109L110 12H108V11H106ZM150 11H151V9H149ZM164 10H166V9H164ZM163 10V11H164ZM174 11H175V9H173ZM173 10H170V11H173ZM210 10V9H209ZM106 11V12H105ZM155 12H156V10H154ZM167 11V14H169L170 12L168 11V10H166ZM180 11H181V9H180ZM208 11V10H207ZM214 11V10H213ZM218 11V10H217ZM238 11H240V10H238ZM257 11H259V10H257ZM101 12H103V13H101ZM108 12V13H107ZM153 12V11H152ZM165 12V11H164ZM169 12V13H168ZM178 12V11H177ZM182 12L183 11H181V14L179 13H177V15L178 16H180V15H182L181 17H180V19L179 20H181V18L183 17V14H184V16H185V13L187 12V11H185V13H183L182 14ZM191 12V11H190ZM200 12V11H199ZM220 12V11H219ZM218 12V13H219ZM222 12V11H221ZM228 12V11H227ZM94 13V12H93ZM101 13V14H100ZM104 13H105V16H107L106 14H109L106 18H105V16H104ZM157 13V12H156ZM160 13V12H159ZM161 13H163L162 12V10H161ZM192 13V12H191ZM197 13H198V11H197ZM212 13V12H211ZM238 13V12H237ZM148 14H150L149 12H148ZM158 14V13H157ZM164 14H166V12L164 13ZM164 14H163V16H164ZM166 14V15H167ZM231 14V13H230ZM230 14H229V16H230ZM91 15H95V13L94 14H92L91 13ZM175 15V14H174ZM177 15H175V16H177ZM188 16L189 15H191V14H187ZM186 15V16H187ZM225 15V14H224ZM232 15V14H231ZM235 14H233L232 16H230V18L232 17V18H234L233 16H234ZM102 16L100 17V18H102ZM229 16H228V18H229ZM255 16H258L257 18H255ZM224 17V16H223ZM236 17V16H235ZM161 18V17H160ZM159 18V19H160ZM189 18H193V17H189ZM225 18H226V15H225ZM227 18V19H228ZM158 19V20H159ZM256 19V20H255ZM171 19H169V20H167L166 22H168V21H170ZM184 20V19H183ZM183 20H181L182 22H183ZM190 19H188V21H189ZM222 20V19H221ZM258 20V21H257ZM141 21V20H140ZM185 21V20H184ZM187 21V20H186ZM185 21V22H186ZM192 21V20H191ZM194 21V20H193ZM139 22V21H138ZM151 22V21H150ZM166 22H165V24H166ZM171 22V21H170ZM180 23L179 21H178V23H180V24H175V26H177V25H180L181 26V24H183V23ZM219 22H221V21H219ZM136 23V22H135ZM141 23V22H140ZM173 23H177V20L175 21H173ZM193 23V22H192ZM191 23V24H192ZM195 23H196V21H195ZM210 23V22H209ZM168 24V23H167ZM187 24V23H186ZM212 24V23H211ZM216 24V23H215ZM106 25V24H105ZM153 25V24H152ZM169 25V24H168ZM219 25H224V24H222V22H221V24L219 23ZM228 25H230V27L228 28ZM148 26V25H147ZM189 26V25H188ZM218 26V25H217ZM216 26V27H217ZM149 27V26H148ZM150 27L152 28V26L150 25ZM220 28L222 27V26H219ZM219 27H217V30L219 29ZM154 28H156V27H154ZM164 28V27H163ZM193 28H194V26H193ZM213 28V27H212ZM124 29V28H123ZM157 29H158V27H157ZM162 29V28H161ZM176 29V28H175ZM203 29V28H202ZM215 29V28H214ZM222 29V28H221ZM21 30V29H20ZM98 30V29H97ZM97 30L95 31L96 32V34L95 33H93V34H91L90 33V35L92 36L91 38H88L86 41H85V47L83 48V55L81 56V59H80V61H81V63H82V65L83 66H86V67H88L89 66V68L90 69H92L95 73H98L99 72V66H100V64H99V60L100 59H103V60H105V59H108L109 60V62L110 63H112V64H114V65H116V66H118L119 67V71H120V69H121V71H122V69H125L126 68V70L128 69V67H130V65L129 64H132L131 62L133 61V57L132 56H134L135 55V53L137 52L136 51V49H135V44L138 42H135L136 41V38L135 37H133L132 36V34L131 35H129V34H127L126 32V35L125 34H120V36H126V38H115L114 37V40L113 41H109L110 39H105L106 37L104 36V35H102V33H101V36L99 35V33L97 32ZM120 30V29H119ZM149 30V29H148ZM147 30V28H144V30H142L144 33H146V31H148ZM178 30V29H177ZM180 30V29H179ZM217 30H211V35L214 37V34H212V32L214 31H216L217 32ZM24 31H25V29H24ZM93 31V32H94ZM125 31V30H124ZM163 31V30H162ZM166 30H164V32H165ZM174 32L176 31V30H173ZM172 30L170 31V33L172 32V33H174ZM181 31V30H180ZM189 31V30H188ZM199 31V30H198ZM201 31V30H200ZM207 31V30H206ZM209 31V30H208ZM19 32V31H18ZM17 32V33H18ZM22 32V31H21ZM21 32H19V33H21ZM26 32V31H25ZM31 32V31H30ZM34 32V31H33ZM36 32V31H35ZM122 32V31H121ZM158 32H161L160 30L158 31ZM177 32V31H176ZM179 32V31H178ZM191 32H192V30H191ZM191 32H190V34H191ZM223 32L224 33H226V35L227 36H224L223 35ZM17 33L15 34V35H17ZM154 33V32H153ZM166 33H167V31H166ZM169 33V32H168ZM182 32H180L179 34H181ZM183 33H184V31H183ZM197 33V32H196ZM209 33V32H208ZM149 33H147V35H148ZM154 34H156V33H154ZM178 34V35H179ZM206 34H207V32H206ZM14 35V36H15ZM31 35H33V34H31ZM30 35V36H31ZM35 35V34H34ZM33 35V36H34ZM89 35V36H90ZM150 35V34H149ZM174 35V34H173ZM183 35V34H182ZM185 35V34H184ZM188 35H189V33H188ZM218 35V34H217ZM216 35V37H218ZM20 36H21V34H20ZM128 36H130V37H128ZM159 36V35H158ZM202 36H203V34H202ZM202 36H198V37H202ZM207 37H204V38H206V39H208V38H210L211 36L209 35V34H207L206 35ZM210 36V37H209ZM16 38H15V41H16V39H17V37L18 36H15ZM24 37V38H23ZM35 37V36H34ZM34 37H32L33 39H35ZM88 37V36H87ZM102 37H105V38H102ZM131 37H133V38H131ZM177 37V36H176ZM186 37V36H185ZM190 37V36H189ZM213 37H211V38H213ZM29 39V37H25V34H24V36H21V38L19 39L20 40V42H19V40L17 41V42H15L16 44L19 42V43H21V46L23 45V42H24V47L22 48L19 44H17V45H19V46H15V47H13L14 48V50H13V48H11V50H13V51H11L9 48H10V46H9V48L7 47V49H8V51H7V53H8V55H7V53H5L6 54V56H8V59H5L6 57H4V59L5 60H7V61H5L4 59H1L2 61L4 60V62H1L0 64V88H2L3 89V93H1L2 95L0 96V129L2 128V127H4V129L5 128H9V127H7L6 125H8L9 126V124H7V122L9 121V122H11V124H10V126L11 125H13V124H17V123H20V121L18 122V120H22V122H27V119L30 117V118H32V120H35V114H36V112H33L32 113V111L31 112H29V113H27L26 111H24L22 108H23V106H25V102L26 101H24L23 102V100H21L20 101V98L17 96L18 94H20V92L21 91H23V90H25L27 87V89H30L29 87L30 86H28V85H30L29 83V81H31L28 77L29 76H31V74H32V76L34 75V73L33 72H35V71H33V69L34 70H37V68L39 69L40 67V64L42 63L41 61H43V58H44V55H37L36 53H38V52H41V51H39L40 49V47L38 46V50L36 51V48L35 47H37V43L38 42H40L39 40H38V42H36V40L34 41L35 42V45L36 46H34V48H26V41L27 40H25V39ZM31 38V39H32ZM39 38V37H38ZM139 39H141L140 41H139V44L138 45H144V47H145V49H149V47H152V45H156V44H158V42H162V39H164L163 41H164V43L166 42V40H165V37H160L159 39H161V40H159V41H153L151 38H147V36H146V34L145 35H140L139 37H138ZM155 38V36L153 35V39ZM170 38H174V36H170ZM181 39H182V36L180 37ZM179 38V36H178V39H180ZM183 38H184V36H183ZM203 38V39H204ZM13 39V38H12ZM40 39V38H39ZM146 39H151L152 41H149V40H146ZM168 39H169V37H168ZM168 39H167V41H168ZM184 39H186V38H184ZM190 39V38H189ZM196 39V38H195ZM201 39V38H200ZM214 39V38H213ZM213 39H209L210 41H213ZM221 39H223V40H221ZM134 40V41H133ZM154 40H156V38L154 39ZM171 40V39H170ZM170 40H169V42L168 43H170ZM175 40H177V39H175ZM174 40V41H175ZM197 40V39H196ZM214 40V41H215ZM12 41V40H11ZM30 41V40H29ZM174 41H171V43L172 42H174ZM184 41H186V40H184ZM200 41H202V39L200 40ZM133 42H135V44L133 43ZM160 42V43H161ZM176 42V41H175ZM175 42L173 43V44H175ZM178 42H180V40H178L176 43L177 44H181L182 43V41H181V43H178ZM188 42V41H187ZM205 42V40L204 41H202L201 43L203 44ZM208 42V41H207ZM215 42H217V41H215ZM13 43L14 42H12V46H14L13 45ZM14 43V44H15ZM28 43V42H27ZM43 43V42H42ZM141 43V44H140ZM168 44V46L170 45V47L171 46H173L172 44ZM191 43V42H190ZM194 43H195V41H194ZM206 43V42H205ZM214 43V42H213ZM26 44V45H25ZM29 44V43H28ZM166 44H167V42H166ZM192 44V43H191ZM196 44H197V41H196ZM218 44V42L215 44V46ZM8 45V44H7ZM159 45V44H158ZM158 45L156 46V47H158ZM185 45V44H184ZM198 45V44H197ZM200 45V44H199ZM199 45H198V47H199ZM219 45V44H218ZM214 46L213 44H212V46H214L215 48H219V46ZM11 46V47H12ZM28 46V45H27ZM161 46H162V44H161ZM160 46V47H161ZM163 46H164V44H163ZM167 46V45H166ZM166 46H165V48L164 49H166ZM188 46V45H187ZM190 46V45H189ZM188 46V47H189ZM201 46V45H200ZM208 46V45H207ZM16 47H17V49L18 48H20V50L23 52V53H20V51L19 50H17L16 49ZM41 47H42V45H41ZM134 47V48H133ZM156 47H154L153 49H156ZM183 47H185V46H183ZM206 47V46H205ZM204 47V49H202L203 50V52L205 51V52H209L210 50H212V55H211V57H214L216 54H214L215 52H213V48L211 47V45H210V47L208 48L209 49V51H207V50H205V49H207V48H205ZM220 47V48H221ZM22 48V49H21ZM159 48V47H158ZM157 48V49H158ZM162 48V47H161ZM161 48H159V50L161 49ZM182 48V47H181ZM180 48V49H181ZM194 48H196V46H194L193 47V49ZM211 48V49H210ZM215 48H214V51H215ZM97 49H98V51H97ZM171 49H172V47H171ZM179 49V50H180ZM187 49V48H186ZM189 49V48H188ZM197 49V48H196ZM152 50V49H151ZM173 50V49H172ZM185 50V49H184ZM192 49H190L189 51H191ZM17 51V52H16ZM154 51V50H153ZM153 51H151V52H153ZM193 52H194V50H192ZM191 51V52H192ZM196 51V56H199V57H203V56H201L200 54H201V52H200V54H199V52L197 51V50H195ZM221 51L224 53H221ZM225 51V52H224ZM44 52V51H43ZM156 51H154V53H155ZM161 52H162V50H161ZM168 52L170 53V51L168 50ZM179 52V51H178ZM183 52H185V51H183ZM183 52H181V54L179 55V57H182V53ZM198 52V53H197ZM147 53H149V51H147ZM159 54H160V52H158ZM158 53L156 52V54H157V56H158ZM164 53H166V52H164ZM173 53V52H172ZM171 53V54H172ZM187 53H190V52H187ZM216 53H219L218 51H216ZM137 54V53H136ZM150 54L152 55V53H149V58H151V56H150ZM156 54H155V56H156ZM192 54V53H191ZM198 54V55H197ZM204 54H206V53H204ZM221 54H223L224 55V57H222L223 55H221ZM164 55V54H163ZM163 55H160L161 56V58H160V60L162 59L163 61H164V59H163ZM165 55H167V58H168V56H172V57H174L173 55H176V54H172V55H170V54H165ZM193 55L195 56V54L193 53ZM208 56H210V52H209V54H207ZM207 55H204V57L206 56V58L208 57ZM214 55V56H213ZM5 56V55H4ZM136 56V55H135ZM135 56H134V58H135ZM146 56V55H145ZM147 56H148V54H147ZM217 56V55H216ZM215 56V57H216ZM169 57V58H170ZM178 57V56H177ZM188 57H191V56H188ZM187 56H186V58H188ZM203 57V59H206V58H204ZM214 57V58H215ZM221 57V58H220ZM231 57L230 58H228V60L229 59H231ZM130 58L132 59V60H130ZM141 58V57H140ZM145 58V57H144ZM143 58V59H144ZM157 58H159V57H157ZM165 58V57H164ZM169 58H168V60H169ZM176 58V57H175ZM174 58V59H175ZM194 57L192 56V59H193ZM174 59H171V60H174ZM178 59H179V62H181V60L180 59H182V58H177V60L175 61L174 60V64H177L178 63ZM191 58H189L188 60H190ZM191 59V60H192ZM198 59V58H197ZM196 59V60H197ZM209 59H210V57H209ZM208 59V61L207 62H205V60H204V62L205 63H203L204 64V66L206 65V63H208L209 64V61H211V60H209ZM212 59V58H211ZM160 60L158 61V63L160 62ZM168 60H166V61H168ZM184 60H187V59H183V64L184 65H186L185 64V62H184ZM193 60H195V59H193ZM207 60V59H206ZM221 60V61H220ZM232 60V59H231ZM148 61V60H147ZM166 61H164V62H166ZM198 61V60H197ZM202 62H203V60H201ZM212 61L213 62H211V63H213V64H215L214 63V59H212ZM226 61V60H225ZM230 61V60H229ZM176 62V63H175ZM189 62V61H188ZM200 61H198L197 63H199ZM228 62V61H227ZM168 63H170V60L168 61ZM182 63V62H181ZM180 63V64H181ZM190 63V64H189ZM189 63H187L188 65H186V66H192L191 64H193V61H192V63L191 62H189ZM196 63V62H195ZM194 63V64H195ZM211 63H210V65H211ZM223 63V62H222ZM225 63V62H224ZM229 63H231V62H229ZM229 63H226L227 65H229ZM237 63V62H236ZM156 64H157V62H156ZM159 64H161V63H159ZM164 64V63H163ZM167 64V63H166ZM202 64V63H201ZM232 64V63H231ZM136 65V64H135ZM154 65H155V63H154ZM158 65V64H157ZM182 65V64H181ZM183 65V66H184ZM197 65V64H196ZM226 65V66H227ZM233 65V64H232ZM131 66H133V64L131 65ZM169 66V65H168ZM168 66H166V68L168 67ZM199 66V65H198ZM214 66H216V65H211V67L210 66H208L207 65V68L209 67V69H213V67ZM230 66V65H229ZM228 66V67H229ZM234 66V65H233ZM242 66V65H241ZM135 67H137V66H135ZM170 67V66H169ZM200 68H201V66H199ZM36 68V69H35ZM190 67H188V69H189ZM206 68V67H205ZM217 68V67H216ZM232 68H234V67H231V68H226L227 70H222L224 73H225V71L226 72H228V70L229 69H231L232 70ZM129 69H131V68H129ZM136 69V68H135ZM192 69H194V67H192ZM192 69L190 70L189 69V71H192ZM198 69V68H197ZM196 69V70H197ZM209 69H207V71L209 70ZM221 69V68H220ZM225 69V68H224ZM243 69H247V68H243ZM243 69H242V71H243ZM40 70V69H39ZM154 70V69H153ZM156 70H160V69H156ZM155 70V71H156ZM187 70V69H186ZM186 70H184V71H186ZM203 70V69H202ZM217 70H219V69H217ZM231 70H229V73H230V71ZM117 72V74H115V76L116 77H118V78H122L123 77V79H125V80H129V77H128V73L127 72ZM188 71V70H187ZM188 71V72H189ZM213 71V70H212ZM210 72V74L211 73H213V72H215V71H213V72ZM221 71V70H220ZM221 71V73H223ZM233 71V70H232ZM235 71V70H234ZM233 71V73L235 74V72L237 71H235L234 72ZM239 71V70H238ZM32 72V73H31ZM133 72V71H132ZM157 72V71H156ZM164 73V71H161V73ZM166 72V71H165ZM171 72V71H170ZM170 72L168 73V72H166V73H164V77H166V78H164L163 77V75L162 76H158L159 77V79H160V77H163V80H167V78H170V80L168 79L167 81H171L172 83L173 82H175L174 84H175V86L176 85H178V82H182L181 83V85H182V87H184L183 85L184 84H186L185 82H187L186 80L183 82V80L186 78L189 82L192 80H189L187 77L189 76H187V77H183L184 75L183 74H181L182 76H180V77H178V78H180L179 80H178V78L176 79V80H173V79H171L172 77H173V75L175 74V72H171V73H174L173 75H171L170 74ZM177 72V71H176ZM181 71H179V73H180ZM188 72H187V74H188ZM198 72H200L201 73V71H198ZM206 72V71H205ZM217 72V71H216ZM246 72V71H245ZM136 73V72H135ZM158 73V72H157ZM160 73V72H159ZM190 73V72H189ZM192 73V72H191ZM190 73V74H191ZM202 73H204L203 71H202ZM207 73V72H206ZM205 73V74H206ZM209 73V72H208ZM219 73V72H218ZM220 73V74H221ZM99 74H100V72H99ZM149 74V73H148ZM156 74V73H155ZM168 74V77L167 76H165V75H167ZM170 74V75H169ZM186 74V73H185ZM205 74H203V75H205ZM234 74H233V76H232V78L234 77ZM131 75V74H130ZM178 76L180 75V74H177ZM176 75V76H177ZM207 76L209 75V74H206ZM219 75V74H218ZM249 75H251V74H249ZM32 76L30 77V78H32ZM103 76V75H102ZM111 76H114V74L113 75H111ZM133 76V75H132ZM148 76H150V75H148ZM152 76H154L155 77V75H152ZM170 76V77H169ZM172 76V77H171ZM186 76V75H185ZM222 76V75H221ZM236 76V75H235ZM262 76V75H261ZM153 77V78H154ZM190 77V76H189ZM195 77H196V75H195ZM194 77V78H195ZM202 77H204V76H202ZM209 77H211V76H209ZM108 78V77H107ZM134 78V77H133ZM133 78H132V81L131 82H133ZM137 78V77H136ZM148 78L149 77H147V79H146V77H145V79L146 80H148ZM152 78V77H151ZM183 78V79H182ZM208 78V77H207ZM207 78H205V79H207ZM141 79V78H140ZM156 79V78H155ZM158 79V80H159ZM162 79V78H161ZM160 79V80H161ZM204 79V80H205ZM252 79H253V77H252ZM259 79H261V77L259 78ZM28 80V81H27ZM131 80V79H130ZM145 80V81H146ZM152 80V79H151ZM173 80V81H172ZM177 80H178V82H177ZM195 80H197L196 78H195ZM226 80V79H225ZM120 81H121V79H120ZM135 81V80H134ZM137 81H139V79L137 80ZM144 81V80H143ZM199 81V80H198ZM261 81V80H260ZM29 82V83H28ZM130 82V83H131ZM152 82V81H151ZM158 82V81H157ZM157 82H155L154 84H156ZM160 82H162L163 84H165V85H167L168 86V84H170V83H168V84H166V81H165V83L163 82V81H160ZM160 82L159 83H157L155 86H156V88L158 87L159 88V86L160 85H163L162 83L160 84ZM192 82V81H191ZM190 82V83H191ZM194 82V81H193ZM192 82V83H193ZM246 82V81H245ZM258 82H259V80H258ZM262 82V81H261ZM261 82H260V84H261ZM121 83V82H120ZM148 82H146V83H144V84H147ZM171 83V84H172ZM188 83V82H187ZM190 83H188V84H190ZM132 84V85H131ZM129 86H130V88H129V86H127L126 85V87H128L127 89H128V91H129V93H128V91H126L127 93V95L128 94H130V90L132 89V88H134V86H133V83H131ZM142 84V83H141ZM141 84H140V86H141ZM153 84V83H152ZM160 84V85H159ZM174 84H172L173 86L172 87H174ZM240 84V83H239ZM106 85H108L107 83H106ZM164 85V86H165ZM180 85V84H179ZM258 87H259V85H258V83L256 84ZM118 86H120V85H118ZM117 86V89H119L118 91H117V89H116V86H114V87H111L110 89H112V90H110L111 92H109V96H110V98L112 99V101L114 102L115 100L116 101H119V100H121V98H123V96L124 95H126L125 93H123L122 94V92L121 93H119V91H122L119 87ZM124 86V85H123ZM133 86V87H132ZM139 86V85H138ZM139 86V87H140ZM147 86V85H146ZM149 86L151 87V83L148 85V88H146V89H150V91H148V92H151V94H152V89L151 88H149ZM194 86V85H193ZM252 86H254V85H252ZM120 87H122V86H120ZM126 87H123V91H125L126 90ZM135 87H137V86H135ZM172 87H169L168 86V88H166V87H163L164 89H168L167 91H168V93H173L174 91L175 92H177L176 91V88H175V90H173V88ZM157 88V89H158ZM161 88H162V86H161ZM170 88V89H169ZM172 88V89H171ZM179 88V87H178ZM187 88V87H186ZM191 88V87H190ZM240 88V87H239ZM252 88V87H251ZM251 88H250V90H251ZM254 88V87H253ZM260 88V87H259ZM263 88H264V86H263ZM145 89V88H144ZM143 89V90H144ZM160 89V88H159ZM158 89V90H159ZM182 89V88H181ZM184 89H185V87H184ZM241 89H243V86H242V88ZM261 89V88H260ZM135 90H136V88H135ZM139 91V94H140V96H142L143 95V90L141 89V88H139L138 89ZM156 91V89H154L153 88V91ZM163 91V90H159V91H161L162 93L163 92H165L166 94H167V91ZM173 90V91H172ZM180 90V89H179ZM187 90H188V88H187ZM230 90V89H229ZM228 90V91H229ZM145 91V90H144ZM172 91V92H171ZM182 92H183V90H181ZM138 92H137V94H138ZM157 93H159L158 91H156ZM159 93V94H162V93ZM244 92V91H243ZM135 93V92H134ZM154 93V92H153ZM164 93V94H165ZM259 93H261V94H259ZM150 94V93H149ZM178 94V93H177ZM181 94V93H180ZM22 95V94H21ZM121 95H122V97H121ZM153 95V94H152ZM169 96H170V94H168ZM173 95V94H172ZM249 95H250V93H249ZM252 95V94H251ZM256 95V97H257V95H260V98H261V96H263L264 95V93L262 94V92H260V90H259V92L257 91V94H255ZM254 95V96H255ZM131 96H134V94L131 92ZM131 96H128V97H131ZM22 97H23V95H22ZM22 97H21V99H22ZM138 97H139V95H138ZM137 97V98H138ZM154 97V96H153ZM165 97H166V95H165ZM18 98V99H17ZM124 98H126V99H128L127 98V96L126 97H124ZM133 98H135V96L133 97ZM132 97L131 98H129V99H133ZM135 99L137 102H138V100H140L139 98L138 99ZM158 98V97H157ZM161 98H162V96H161ZM161 98H158L159 100H161ZM169 98V97H168ZM172 98H173V96H172ZM175 98V97H174ZM246 98V97H245ZM142 99V98H141ZM146 99V98H145ZM162 99H164V98H162ZM253 99L255 100V98L253 97ZM134 100V101H135ZM176 100V99H175ZM175 100H172L171 101V103L174 105V104H176L177 106H179V104L178 103H180V102H176V103H174V101ZM180 100V99H179ZM247 100V99H246ZM254 100H251V102L253 101V102H255ZM259 100V99H258ZM260 100H264V99H260ZM116 101H115V103H116ZM144 101V100H143ZM147 101V100H146ZM242 101V100H241ZM122 102V101H121ZM140 102V101H139ZM250 102V101H249ZM258 102V101H257ZM114 103V104H115ZM122 103H124V102H122ZM146 103V102H145ZM170 102H169V104H171ZM240 103V102H239ZM261 103H262V101H261ZM28 104V103H27ZM26 104V105H27ZM116 104H118V102L116 103ZM182 104V103H181ZM242 104H244V103H242ZM254 104H256V103H254ZM91 105H92V103H91ZM94 105H96V104H94ZM121 106H122V104H120ZM172 105V107L171 108H175L176 106L174 105L173 106ZM235 105H237V104H235ZM246 105H248V104H246ZM245 105V106H246ZM124 107H121L122 109L124 108L125 109V106H126V110L127 109H129V106H128V108H127V104L126 105H123ZM142 106V109H140V110H142L143 111V105H141ZM169 106H171V105H169ZM234 106V105H233ZM240 105H238V107H239ZM97 108L99 107V106H96ZM157 106H155L154 108H156ZM159 107V106H158ZM164 107L165 108H168V111L170 112V110H172L171 108H170V110H169V107L167 106H162V108L164 109ZM244 107V106H243ZM96 108V109H97ZM115 108V107H114ZM114 108H112L113 109V111H114ZM116 108L119 110V108L117 107V105H116ZM131 108L133 109V110H131ZM179 108V107H178ZM237 108V107H236ZM99 109V108H98ZM152 109H153V107H152ZM243 110L242 109V107H240L239 108V110ZM248 109V107H246V111H248L247 110ZM250 109H252V112H253V109H255V108H252V106H251V108ZM257 109V108H256ZM118 110H116L118 113L117 114H121L122 113V110L120 109L119 111ZM129 110H131V112L129 111ZM128 111V113H125V111L123 112V114H127V117L126 116H124V117H122L123 119L125 118V120H123L124 122L127 120L126 118H128V115H129V118H130V116L131 115H133V112H134V110L137 112V111H139V109L137 108V110L135 109V107L133 106H131L130 107V109H129ZM147 110H150V109H147ZM147 110H146V112H147ZM174 110V109H173ZM113 111H112V113H113ZM168 111H166V112H164V114H166V118H167V114L169 115V112ZM215 111V110H214ZM232 111L233 110H231V112L230 113H232ZM234 111H235V109H234ZM257 111V110H256ZM260 111H262V110H260ZM264 111V110H263ZM95 111H93V113H94ZM156 112H157V110H156ZM239 112V111H238ZM244 112V111H243ZM96 113V112H95ZM94 113V114H95ZM115 114H116V112H114ZM130 113H131V115H130ZM135 113V112H134ZM153 113V112H152ZM152 113H150V122H152V124H154L155 125V127L158 125H156V123H163L164 122V120L166 119L165 117V119L163 120H160V119H157V120H152V118L154 117L153 115H152ZM159 114L161 113L160 111L158 112ZM157 113V114H158ZM240 113H241V111H240ZM143 115H141L140 113H139V115H141L142 117H140L138 114V119L136 118V115H135V117H133V116H131L132 118H131V122H134V120L133 119H137L136 120V122L137 123H134L133 125H134V128H133V126H132V123L130 124V122H128L129 121V118H128V120L126 121V122H128L127 124H128V127H130L131 126V128H132V130L131 129H129L128 128V130H130L131 132H133V134L130 132V134L131 135H128V133L129 132H125L126 133V135L128 136V139L127 140H130L129 138L131 137L132 138V135H133V137H136V138H134L135 139V141H134V139L132 140V142L134 141V142H136V140H137V142H140V145H139V143H137V145H139L138 147H139V151H141V149L142 148H144V149H142V150H145V147L146 146H148V143L150 142V140H151V138L149 137V131H148V126H149V120H148V122H147V116L146 115H148V113L145 115L144 114V111H143V113H142ZM156 114V113H155ZM164 114L162 115V114H160L161 115V117L162 116H164ZM233 114H235V113H233ZM250 114H252V113H250ZM37 115V114H36ZM98 115V114H97ZM97 115L95 114V116L97 117ZM151 115H152V117H151ZM241 115H243V113L241 114ZM255 115H257V114H255ZM94 116V117H95ZM113 116V118H114V114L112 115ZM116 116V115H115ZM224 116V115H223ZM232 116H234V115H232ZM232 116H228V117H232ZM236 116H237V114H236ZM252 116H254V114H252ZM260 116V115H259ZM264 116V115H263ZM93 117V115L92 116H86V117H84V118H78L76 121H75V123L74 122H72V123H74L75 125L74 126H76V128H75V131L74 132H76L77 133V135L79 136L78 137V142H79V145L81 146V148H83L84 150H83V153L81 154V155H74L75 156V159H78V160H83L84 158H86L87 157V155L88 154H86L85 155V152L87 151H91V144H89L90 142L89 141H91L90 140V138L88 139L87 137H85L84 139H82V137H84L85 135L87 136L88 134H89V132H88V129L89 128H91L92 130H94L96 127H94V129L92 128V127H90L91 126V124H90V121H94V118ZM111 117V116H110ZM118 117H120V116H118ZM225 117V116H224ZM227 117V118H228ZM249 117V116H248ZM247 117V118H248ZM26 119V120H24V119ZM121 118V119H122ZM220 118H222V117H220ZM227 118H224V120L225 119H227ZM239 118H240V114H239ZM239 118H237L236 119V117H235V125H233V129H234V131H237L238 132V134L240 135V132H242V130H240V132H239V130H237V128H240L241 126H240V121H241V119H242V117L239 119ZM249 118H250V120H249ZM248 118V120L249 121H252L253 120V118L254 117H249ZM256 118V117H255ZM3 119V120H2ZM97 119V118H96ZM252 119V120H251ZM256 119H258L259 120V118H256ZM263 119V118H262ZM262 119H260L261 121H262ZM17 120V121H16ZM24 120V121H23ZM75 120V119H74ZM116 120V119H115ZM152 120V121H151ZM210 120V119H209ZM216 120H218V119H216ZM215 120V121H216ZM220 120V119H219ZM222 120V119H221ZM220 120V121H221ZM223 120V121H224ZM238 120V121H237ZM247 120V119H246ZM247 120V121H248ZM255 120V119H254ZM253 120V121H254ZM264 120V119H263ZM73 121V120H72ZM118 121V120H117ZM117 121H114V119H113V122L115 123V122H117ZM122 121V120H121ZM155 121H157V122H155ZM162 121V122H161ZM226 121V120H225ZM227 121H228V119H227ZM233 121V122H234ZM256 121V120H255ZM254 121V122H255ZM5 122H6V125H5ZM13 122V123H12ZM125 122V123H126ZM155 122V123H154ZM215 123V122H214ZM228 123V122H227ZM227 123H226V125H227ZM231 122H229L228 123V126H230L231 124H230ZM258 123V122H257ZM259 123H261V122H259ZM264 123V122H263ZM34 124H37V123H34ZM34 124H30V128H28L27 129V131H25V132H23V135H21V136H18L17 137V139H16V136H11L12 138H15L14 140L16 141L17 140V142H16V145L15 146H12L11 144L12 143H10V145L12 146L11 148H10V146H9V149H6V151L5 152H3V155H2V157L3 156H5V157H8L9 158V160L11 161L10 162V165H11V167H14V169H15V167L17 168V169H15V171L17 170V172H15L14 171V169H12L13 171H14V175L16 176V174H17V176L16 177H18V179L19 180H17L18 181V183H19V181L21 182V184H22V182L23 181H27L28 182V184L29 185H31V182H29V179L31 180H33L34 178H33V175H34V171H33V168H34V160L35 159H37L36 157H35V151L34 150H37V142H38V139H40L44 144H45V148H46V153H45V157H46V159H45V167L43 168V169H41L37 174H36V177H35V182H36V185H37V188L38 187H40L41 189H43L44 191V194L47 196V198L49 199V201H52V200H58V201H61V200H63V202H62V204H64V205H66L65 203H64V201L65 200H68L69 198L68 197H70V198H73V199H69V200H73V202H74V199L76 198V200L75 201H80L79 200V197L81 196V194L79 193V191L80 190H83V186H88V185H85L86 183L83 181V183H85L83 186H81V185H79L80 183H76V182H79V180L78 181H75L74 180V178H73V169L71 168L72 166H73V164H75L74 162H73V164H72V166H71V164L70 163H68V162H70V161H68L67 162V158H68V156H67V158L66 159H64V160H62L61 158L58 160L57 158H53V152H52V147H51V145H50V147H49V145H48V143L50 142L49 141V138L47 137V133H46V129H44V126L41 124L40 125V123H38L37 125H34ZM111 124V123H110ZM127 124L125 125L126 127H127ZM152 124H150V125H152ZM208 124V123H207ZM224 124H225V122H224ZM230 124V125H229ZM247 124H248V122H247ZM251 124L253 125H255V123H250V126H251ZM23 125H25V124H23ZM96 124H94L93 123V126H95ZM115 125H117L118 127H116V129H117V136H123V135H121V132H119L120 133V135H118V131H119V129H120V131H122L121 129L123 128V130H124V128L125 127H123L124 126V124H120L119 125V122L118 123H115ZM154 125H152L153 126V130L155 131V129H157V128H155L154 127ZM163 125V124H162ZM162 125H159L160 127L162 126ZM212 125H213V123H212ZM221 125V124H220ZM245 125V124H244ZM243 125V126H244ZM259 125V124H258ZM262 124H260L259 126H257L256 128H260V127H262L261 126ZM14 126V125H13ZM13 126H11V128L13 127ZM78 126V127H77ZM80 126V127H79ZM97 126V125H96ZM119 126H120V128H119ZM152 126H151V129H152ZM159 126H157L158 127V130H159V132H160V128H159ZM224 125H221V127H217L216 129H218V128H221V129H218V134H216L215 133V129H214V132H212L211 130H210V128H212L211 126L209 127V130L212 132V134L210 133V132H207V133H210L211 135H212V139H213V141H211V138L210 139H206V140H210V145H208V147L209 146H212V143H214L215 142V140H217V141H219V140H221V139H225V141H222V143L223 144H225V142L227 143V141H229V140H227V138H226V135L228 134H230V131H231V129L230 128H232V127H230L229 129L227 128V127H223ZM240 126V127H239ZM249 126V125H248ZM256 126V125H255ZM106 127H108V125L106 126ZM111 127V126H110ZM223 127V128H222ZM252 127V126H251ZM251 127L249 128V129H251ZM254 127V126H253ZM263 127H264V125H263ZM21 128V127H20ZM36 128H37V130H36ZM104 127H102L101 129H103ZM111 128H113V126L111 127ZM110 128V129H111ZM214 128V127H213ZM212 128V129H213ZM19 129V128H18ZM17 129V130H18ZM99 129V128H98ZM97 129V130H98ZM101 129H99L100 131H102ZM109 129V128H108ZM115 129V128H114ZM114 129H111V131L112 130H114ZM115 129V130H116ZM207 129V128H206ZM232 129V130H233ZM245 129V128H244ZM248 129V130H249ZM254 129V128H253ZM252 129V130H253ZM12 130V129H11ZM17 130H15V131H17ZM98 130V132L97 131H95V132H97L98 134H97V136H98V138L96 137V135H94V137L96 138V139H92V140H97L98 141V143H99V145L101 144V139L103 140V142H104V140L105 139H103V136L101 135H99V131ZM158 130H157V132H158ZM168 130V129H167ZM261 131H262V129H260ZM259 129L257 130V132H259L258 133V135H259V137H261L260 135H262L261 134V131H260ZM1 131H3V128H2V130ZM5 132H6V129L4 130ZM20 131V130H19ZM111 131H108V130H106V132L105 133H109V135L110 136H112L111 134H113V136L112 137H115L114 136V133L116 132V131H113L112 133H111ZM154 131H153V133H152V130H151V133L150 134H154ZM204 132H205V130H203ZM254 131V130H253ZM253 131H251L252 132V134H254L253 133ZM263 131H264V129H263ZM4 132V133H5ZM7 132H9L8 130H7ZM11 132V131H10ZM9 132V134H11ZM13 132V131H12ZM92 132V131H91ZM104 132H103V134H104ZM156 132V131H155ZM158 132V133H159ZM162 132H164L163 130H162ZM248 132H250V131H248ZM16 133V132H15ZM14 133V134H15ZM124 133V131H122V134H125ZM157 133V134H158ZM235 133V132H234ZM233 133V134H234ZM244 133V132H243ZM264 133V132H263ZM2 134H3V132H2ZM2 134L0 135V136H2ZM13 134V133H12ZM92 133H90V135H91ZM116 134V133H115ZM157 134L155 133L154 135H156L157 136ZM160 134V133H159ZM201 134V133H200ZM210 134H207L206 135V133L205 134H203L202 133V135L203 136H209ZM238 134H237V137H238ZM92 135V136H93ZM108 135V136H109ZM217 135V136H216ZM242 135V134H241ZM6 137L8 136V134L7 135H5ZM89 136V135H88ZM91 136V137H92ZM105 136V135H104ZM116 136V137H117ZM127 136H126V138H127ZM130 136V137H129ZM155 136V137H156ZM159 136V135H158ZM157 136V137H158ZM200 135H198V137H199ZM214 136V137H213ZM215 136L216 137H218L217 139L215 138ZM219 136H221V137H219ZM233 136V135H232ZM248 136V135H247ZM246 136V137H247ZM6 137H4V139H6ZM101 137V138H100ZM106 137V136H105ZM104 137V138H105ZM112 137H108L109 138V140H108V138H106L107 139V141H110V138H111V142H112ZM115 137V138H116ZM119 137V138H120ZM124 138H123V140H124V144H126L127 146H128V144H130V142L128 141V142H126L127 140H125L126 138H125V135L123 136ZM152 137H154V136H152ZM157 137H156V139H157ZM197 137V138H198ZM229 137H231V136H229ZM237 137H234V138H237ZM245 137V138H246ZM254 137V136H253ZM256 137H257V135H256ZM263 137H264V135H263ZM263 137H261L260 139H262ZM8 138L10 139V140H12V138H10L9 136H8ZM87 138V139H86ZM114 138V139H115ZM118 138V137H117ZM118 138V142H119V140L121 141V138L119 139ZM215 138V139H214ZM240 138V137H239ZM243 138H244V136H243ZM242 138V139H243ZM99 139H100V141H99ZM113 139V140H114ZM150 139V140H149ZM196 139V138H195ZM238 140V141H242V143L243 142H245V141H243V140ZM249 139V138H248ZM87 140H88V143H87ZM199 141H206V140H204V138L203 137H200V139H198ZM227 140V141H226ZM230 140H232V141H234V139H232V137H231V139ZM249 140H251V139H249ZM254 140H255V138H254ZM4 141V140H3ZM6 141V140H5ZM4 141V142H5ZM96 141V142H97ZM107 141H106V143H107ZM116 140H114V142H115ZM152 141L153 142H155L153 139H152ZM185 141V140H184ZM183 141V142H184ZM237 141V142H238ZM252 141H253V139H252ZM9 142V141H8ZM8 142H7V144H8ZM48 142V143H47ZM102 142V144L101 145H105L104 143ZM110 142V143H111ZM113 142V143H114ZM117 142V143H118ZM126 142V143H125ZM235 142V141H234ZM236 142V143H237ZM113 143H112V145H113ZM121 144H122V141L120 142ZM136 143H133V145H136ZM192 143V142H191ZM196 143H198V142H196ZM195 143V144H196ZM207 143V142H206ZM208 143H209V141H208ZM216 143V142H215ZM239 143V142H238ZM242 143H240L242 146L243 145H245V146H247V145H250V144H242ZM249 143H251L252 145L254 144L253 142H251V141H249ZM107 144H109V143H107ZM106 144V145H107ZM119 144V143H118ZM177 144H180L181 145V143H180V141H179V143H178V141H177V143L176 144H173L174 146H177V148H180V145H177ZM183 144V143H182ZM194 144V146H197V148H198V146H201V148L203 147L201 144L199 145H195ZM5 145V144H4ZM90 145V146H89ZM93 145V144H92ZM101 145L100 146H98V147H101ZM123 145V144H122ZM189 145H190V143H189ZM217 145V144H216ZM222 145V144H221ZM231 145H235V143L234 144H232V143H230V146ZM94 146V145H93ZM115 146H116V144H115ZM149 146H151V145H149ZM173 146V147H174ZM179 146V147H178ZM182 146V145H181ZM185 146H186V144H185ZM215 146V145H214ZM229 146V147H230ZM236 146V145H235ZM241 146V147H242ZM244 146V147H245ZM258 146V145H257ZM257 146L255 147V144H254V148H257ZM3 147V146H2ZM4 147H6V146H4ZM70 147V146H69ZM95 147V146H94ZM107 147H109V145H107L105 148L104 147H102V148H104V149H106ZM117 147H118V145H117ZM131 147H132V143H131ZM134 147V149H135V146H133ZM137 147V146H136ZM137 147V148H138ZM151 147H153V144H152V146ZM151 147H147V150H146V152L144 151V153L146 154H148V153H150V151H149V149L151 148ZM191 147V146H190ZM221 147V149H219ZM220 147H218V151H217V149H216V152L214 153V154H218V152L220 151V150H222V149H224V148H222V146H220ZM234 147V146H233ZM239 147V146H238ZM243 147V149L241 150V149H239L238 148V152H241V151H244V148ZM252 147V146H251ZM39 148V147H38ZM110 148H112V146H111V144H110ZM115 148V147H114ZM123 148V149H122ZM121 149H122V152L124 151V148H126V147H122ZM176 148V147H175ZM175 148H174V150H173V152H174V156L176 157V156H178L177 158H179V154H177V153H175L176 151H175ZM176 148V149H177ZM201 148H200V150H201ZM211 149H209L208 150V152H210V150L212 151L213 150V148L214 147H210ZM217 148V147H216ZM235 148V147H234ZM233 148V149H234ZM253 148V149H254ZM258 148H259V146H258ZM93 149V148H92ZM95 149H97V147L96 148H94V150ZM115 149H117V148H115ZM115 149H113L114 151H116ZM120 149V148H119ZM127 149V153H129V152H131L130 150H129V152H128V147L126 148ZM173 149V148H172ZM188 149H189V146H188ZM191 149V148H190ZM203 150H206L205 148H202ZM215 149V148H214ZM228 149H231L232 150V147L231 148H228ZM228 149H227V151H228ZM236 149V148H235ZM251 149V148H250ZM51 150V151H50ZM93 150V151H94ZM112 150V149H111ZM178 151H179V149H177ZM181 150V149H180ZM193 150H196V151H198L197 149H195V147H194V149ZM203 150L202 151H198V152H196L195 151V153H194V151H193V153H192V156H193V154H194V156L196 157V155H197V153H198V155L200 154V156H201V154H202V157H203V154L207 151H205L204 153H203ZM241 150V151H240ZM249 150V149H248ZM49 151H50V153L51 154H49ZM82 151V150H81ZM85 151V152H84ZM98 151V150H97ZM107 151V150H106ZM114 151H112V152H114ZM148 151V152H147ZM153 151V150H152ZM190 151H192V150H190ZM214 151V150H213ZM227 151H225V154L227 153ZM250 151H252V150H250ZM250 151H249V154H247V149H246V154H244L245 155V158H246V156H252V158L254 159V161H253V159H251L250 157V159L249 160H251V161H249V163H247L246 161H248V159L245 161L246 162V164H244L243 162H242V160H245L244 158H242V153L243 152H241V153H239V154H237V155H240L241 154V158H242V160L240 159L239 160V158H240V156H239V158L237 157V159H236V157H234L233 159L235 160H233V162H231L232 160L230 159V155H228L229 157V159H230V162H228V160H224V156L226 157L227 156V154L225 155V154H223V156L221 157L220 155H218L219 157H221V158H223V160L226 162H228L227 164H225V162H224V165L225 166H222L223 165V162L221 163H218V162H214V163H216L217 164V167H213V166H211L212 165V163H211V161H209L211 164H209L208 163V165H210L211 167H212V170L216 173V175H215V173L214 172H211V167H209V169H210V171L209 170H206V167L203 169V170H206L205 171V173L207 172H211V173H213L214 174V176L213 175H211L212 176V178L211 179H214L213 180V184L211 183H209L211 186H213L214 187V191H210L209 193L207 192V190H206V192H207V194H208V197L210 196V198L212 199V201L214 202V201H216V204L214 203V205L213 204H209V206H208V204H207V202H200L201 203V205H203L202 207L203 208H201L200 206L201 205H199V208L202 210V209H205V208H207V211H205L206 213L207 212H209V213H207V214H209L210 215V213H211V217H214V219H216V221L214 222H210V223H212L211 225H209V228L207 229V230H203L202 232H196L195 233V231H197V227H195V228H197V229H195V231L193 232V230L191 231V232H189L190 233V235H191V233H192V235L193 236H190V238H191V244L193 245V243H195V244H200V245H205L206 244V246L207 245H209L210 243H212L213 241H216V240H218L219 238H221L222 236H226V234H228V233H232V235H230V236H232V238H229V239H233L235 242H233V243H235V244H233V243H231L230 241H227V239H226V241H227V243L229 242L230 243V245L231 244H233L228 250H225L226 252H225V254L220 258L221 260H219V261H223L222 259H226L227 257H230V258H232L233 257V255H232V253H233V250L232 249H234L233 247H235V249H237V250H239V253L241 252V251H243L244 250V252H246L247 250L246 249H248L249 250V252H248V254H244V255H242V256H244V257H249L250 256V250L252 251V248L251 247H253V249H256L255 251H257L256 253H259V250L260 249H262V250H264L263 248H262V246L261 245H263L261 242H263L264 243V239H262V238H264V235H262L264 232H262V231H264V229H262L263 227H262V223L263 222H261L260 220H259V218H260V215H262L261 214V205H260V203H261V200L259 201V203L258 204H256L255 205V202H256V199L258 198V196H259V194H261V192L264 190V183L263 182H260V180H261V178H262V176H264V175H261V174H264V170H262L263 168H264V138L261 140V147H260V149H258V150H253V152L255 151V153H254V156L252 155L253 153L251 152V154H250ZM258 151V152H257ZM86 152V153H87ZM143 152V151H142ZM170 152V151H169ZM168 152V153H169ZM172 151L170 152L171 154L173 153ZM229 152V151H228ZM89 153V152H88ZM92 153V152H91ZM96 153V152H95ZM104 153V152H103ZM108 153H110V151H108ZM127 153L125 152V156H127ZM141 153V152H140ZM167 153V154H168ZM179 153H180V151H179ZM185 152H183V154H184ZM230 153H233V152H229V154ZM234 153H235V151H234ZM69 154V153H68ZM84 154V155H83ZM97 154V153H96ZM102 154V153H101ZM119 154H124V152L123 153H119ZM130 154V153H129ZM132 154H134V152L132 153ZM131 154V155H132ZM147 154L146 155H144V158H145V156L147 157V159H149V156H147ZM161 154H162V152H161ZM175 154H177V155H175ZM182 156H183V154L182 153H180ZM186 154V156H187V152L185 153ZM185 154H184V156H185ZM205 154H207V152L205 153ZM204 154V155H205ZM221 154V153H220ZM39 155V154H38ZM71 155V154H70ZM83 155V156H82ZM90 155V154H89ZM106 155V154H105ZM108 156H109V154H107ZM130 155V156H131ZM180 155V160H183V159H186L185 157L183 158L182 156ZM208 155V154H207ZM209 155H210V153H209ZM83 158V159H81V157ZM104 156V155H103ZM115 156H117V154L115 155ZM124 156V155H123ZM129 156V155H128ZM133 156V155H132ZM131 156V157H132ZM150 156H151V154H150ZM171 157H172V155H170ZM191 156V155H190ZM213 156H215V155H213L212 154V152H211V158L213 157ZM39 157V156H38ZM51 157H52V159H51ZM96 157V156H95ZM111 157V156H110ZM109 157V158H110ZM113 157H114V154H113ZM137 157V156H136ZM140 157H143V156H140ZM140 157H137L138 158V160H139V158ZM167 157V156H166ZM218 157V158H219ZM231 157H233L232 155H231ZM254 157H256V158H260L259 160L258 159H256V158H254ZM1 158V157H0ZM88 158V157H87ZM116 158V157H115ZM144 158H142L143 160H139V163H138V165L140 164V161H142V164L143 163H145L146 162V160H145V162H144ZM168 158H169V156H168ZM194 158V157H193ZM197 158V157H196ZM208 158V160L210 159L209 158V156L207 157ZM216 158H217V156H216ZM218 158H217V160H218ZM227 158V157H226ZM248 158V157H247ZM2 159V158H1ZM0 159V160H1ZM4 159V158H3ZM74 158L72 159V160H75ZM116 159H119L120 160V157L118 158H116ZM132 159L133 158H129L128 157V159H127V161L125 160V158L123 159V161L125 160L126 161V163L129 165V164H131L132 163ZM135 159V158H134ZM133 159V160H134ZM161 160H162V158H160ZM166 159V158H165ZM171 159H173L174 160V162L176 163V161H178V160H176L175 161V159L176 158H174V157H172ZM197 159H199V160H203V161H201V162H199V165H196V163H195V160L196 159H194L193 160V162L195 163V165H193V166H195V168H197L198 169V167H199V169L200 168H202V167H204L205 165L204 164H202V162H206V159L205 158H201L200 159V157L198 156V158ZM205 159V160H204ZM38 160V159H37ZM36 160V161H37ZM69 160V159H68ZM87 159H85V161H86ZM88 160H89V158H88ZM91 160V159H90ZM97 160H99V159H97ZM113 160V159H112ZM138 160H136L137 162H138ZM150 160V159H149ZM149 160H148V163H149ZM179 160V161H180ZM198 160V161H199ZM207 160V161H208ZM214 160H216V159H214ZM216 160V161H217ZM258 160V161H257ZM92 161V160H91ZM91 161H87V163H89V162H91ZM123 161L122 160H120V162H121V165H122V163H123ZM135 161V162H136ZM167 161V160H166ZM170 161V160H169ZM169 161H168V165H169ZM172 161V160H171ZM185 161H187V159L185 160ZM218 161H222V160H218ZM259 161H260V163H259ZM9 162V161H8ZM82 162H84V161H82ZM119 162V163H120ZM134 162V163H135ZM136 162V163H137ZM156 162H158V161H156ZM162 162V161H161ZM181 162V161H180ZM242 162V166L240 165V163ZM1 163H2V161H1ZM12 163V164H11ZM110 163V162H109ZM125 163V162H124ZM125 163V164H126ZM134 163H132V164H134ZM148 163H146V165L148 164ZM167 163V162H166ZM165 163V164H166ZM200 163H201V165H204V166H202V167H200L201 165H200ZM213 163V164H214ZM231 163V164H230ZM239 163V164H238ZM260 165H258V164ZM84 164H85V162H84ZM107 164V163H106ZM105 164V165H106ZM117 165H118V163H116ZM141 164V165H142ZM158 164V163H157ZM164 164V165H165ZM198 164V163H197ZM206 165H207V163H205ZM216 164H215V166H216ZM222 164V165H221ZM253 164V165H252ZM255 164V165H254ZM1 165V164H0ZM9 164H7V166H8ZM9 165V166H10ZM79 165V164H78ZM87 165H90V164H87ZM86 165V166H87ZM102 165H103V162H102ZM109 166H110V164H108ZM107 165V166H108ZM120 165V164H119ZM119 165H118V167H119ZM124 165V164H123ZM122 165V166H123ZM162 166H163V164H161ZM171 165V164H170ZM191 165V166H192ZM220 165V166H219ZM259 166V169H260V167H262V169H257L258 168V166ZM263 165V166H262ZM2 166V165H1ZM8 166V168H11V167H9ZM80 166V165H79ZM85 166V167H86ZM104 166V165H103ZM102 166V167H103ZM121 166V167H122ZM143 166V165H142ZM160 166V165H159ZM161 166V167H162ZM172 166V165H171ZM198 166V167H197ZM244 166H246V168L244 167ZM253 166V167H252ZM6 167V166H5ZM36 167H38V166H36ZM105 167V166H104ZM103 167V168H104ZM114 166H110V169L111 170H109V172H112V171H114L116 168H117V166H116V168L113 170L112 168H113ZM121 167H119L118 168V170L120 169V175L121 174H123V173H125L126 174V171L124 172V170H123V168H124V166H123V168L121 169ZM129 168L130 167H133L132 165H130V166H128ZM127 167V168H128ZM136 167V166H135ZM167 167V166H166ZM208 167V166H207ZM218 167H220L221 169L220 170H218V169H216V168H218ZM242 167V168H241ZM243 167L245 168V171H244V169H243ZM248 167H251L252 169L251 170H249L248 169ZM3 168V167H2ZM102 168V169H103ZM134 168V167H133ZM145 168H147V167H145ZM144 168V169H145ZM172 168V167H171ZM174 168V167H173ZM194 168V167H193ZM193 168H192V170H193ZM213 168H215V170L213 169ZM5 169H7V167L5 168ZM34 169H36V168H34ZM125 169V168H124ZM170 169V168H169ZM198 169V172L200 173V170ZM240 169H242L241 171L243 172V173H246V169H248V172L247 173H249V172H251V173H249V174H252V172H253V174H256L255 172H257V174H258V170L261 172V174H259L260 176H261V178L260 177H257V178H259V182L260 183H258L256 180H254L256 177H254V179L253 180H251V181H246V183H242L241 181L242 180H240V178H242L243 176H244V174H242L241 173V171H240ZM12 170L10 169V171L12 172ZM98 170H100V169H98ZM117 170V169H116ZM127 170V169H126ZM129 170H132L131 172H133V171H135L134 169H128V172H130ZM190 170V169H189ZM189 170H188V172H189ZM191 170V171H192ZM195 170V169H194ZM202 169H201V173H202V171H203ZM123 171V173H121ZM142 172V170H139V173H141ZM196 172H194L193 171V175H194V173H195V175L197 174V170H195ZM218 171H220V172H218ZM1 172V171H0ZM100 172V171H99ZM98 172V173H99ZM102 172V171H101ZM127 172V173H128ZM136 172V171H135ZM146 172V171H145ZM162 172V171H161ZM165 172V171H164ZM172 172V171H171ZM218 172V173H217ZM259 172V173H260ZM8 173H10V172H8ZM114 173H115V171L112 173V175H114ZM117 173H118V171H117ZM134 173V172H133ZM144 173V172H143ZM166 173V172H165ZM191 173H189L190 174V176H191ZM199 173H198V175H199ZM206 173V174H207ZM246 173V174H247ZM12 175H13V173H11ZM11 174H9V175H11ZM82 174V173H81ZM129 174V173H128ZM131 174V175H130ZM129 175H122L123 177L125 176V178L127 177V180H125V181H127V182H129L130 180H128V179H132L134 176H133V174L132 173H130ZM176 174V173H175ZM202 174H204V171H203V173ZM242 174V176L240 177V175ZM245 174V176H247ZM5 175V174H4ZM13 175V176H14ZM107 175V174H106ZM116 175V174H115ZM134 175H135V177H136V174L134 173ZM145 175H147V174H145ZM145 175H143V176H145ZM197 175V176H198ZM201 175V174H200ZM205 175V174H204ZM208 175V174H207ZM206 175V176H207ZM209 175H210V173H209ZM3 176V175H2ZM5 176H7V175H5ZM12 176V177H13ZM14 176V177H15ZM108 176H110V174H108ZM107 176V179L109 178ZM117 176H119V174H117ZM117 176H116V178H117ZM121 176V177H122ZM131 176V177H130ZM142 176V174H141V177H143ZM188 177H189V175H187ZM202 176V175H201ZM206 176H204V177H206ZM244 176V177H245ZM256 176V175H255ZM4 177V176H3ZM10 177V176H9ZM8 176L7 177H4V178H6V179H8L9 178ZM11 177V179H13ZM16 177L14 178V180L16 179ZM156 177V176H155ZM186 178L187 179V182H190V180H188V179H190V178ZM198 177H200V176H198ZM197 177V178H198ZM249 177H251L250 175L248 176V177H246L247 179L249 178ZM77 178V177H76ZM118 178H120V177H118ZM139 178H140V176H139ZM161 178H162V176H161ZM166 178V177H165ZM185 178L183 179V180H185ZM195 178L196 177H194V176H192V179L193 180H195ZM203 177H201L200 179H202ZM209 178V177H208ZM10 179V178H9ZM134 179V178H133ZM138 179V178H137ZM136 179V180H137ZM143 179V178H142ZM167 180H169V177L168 178H166ZM171 179V178H170ZM182 179H180V184L181 185H184V184H182V183H184V182H182L183 180ZM191 179V183L193 182V185L191 184V183H189L191 186H193V189H192V191L191 192H193V193H191L189 190H191V188H188V186H189V184H188V186H186L187 187V189H185L183 186H181V185H179L180 186V188L181 187H183L184 188V190H188L191 194L189 195L188 194V192L186 193L185 192V195L186 194H188L189 195V199H191L192 197H195L194 199H196L197 200V198L199 199L200 197H202V196H205V195H207V194H205L206 192H204L203 191V195L201 196L200 194H202L200 191V189H198L197 188V192L196 191H193L194 190V188L196 187V185H197V183L200 181V179H197V181H193ZM244 179V178H243ZM5 180V179H4ZM3 180V181H4ZM31 180V181H32ZM101 181H100V183L102 182V177H101V179H100ZM105 179H103V181H104ZM113 180H116V179H112V180H109V181H112L113 182ZM118 180H120V179H118ZM144 180H146V179H144ZM158 180L160 181V179L158 178ZM167 180H165L164 179V181H163V183L164 184H162V185H159L158 187H156V186H154L155 187V189H154V187H153V189L151 190V189H149V190H151V191H153V193L152 192H149L150 194L152 193L153 195L152 196H154V191H155V196L154 197H156V201L157 200H160L161 201V203L158 201V204H161L160 206H165L166 205V207L167 206H169V205H174L175 203H174V201H183L182 199H184V197H181V196H184L183 195V193H181L179 190H177V189H174L173 187H171L172 186V184H171V182H170V180L169 181H167ZM182 180V181H181ZM249 180V179H248ZM6 182H9L10 183V181H7V180H5ZM121 181V180H120ZM152 181V180H151ZM172 181V180H171ZM175 181V180H174ZM186 181V180H185ZM202 181V180H201ZM200 181V182H201ZM254 181V182H253ZM264 181V180H263ZM2 182V181H1ZM94 182H95V180H94ZM116 181H114L113 182V184L112 185H109V184H106V187H104V188H106L107 189V194H108V192H110V194H111V191H112V189H114V188H116L117 187V185L118 184H116V187H114L115 186V183ZM137 182V181H136ZM140 182V181H139ZM165 182H167V183H165ZM176 182V181H175ZM182 182V183H181ZM187 182H185L186 184H187ZM194 182L196 183V185H194ZM204 182V181H203ZM8 183V184H9ZM26 183V182H25ZM93 183V182H92ZM173 183V182H172ZM177 183V182H176ZM176 183H174V184H176ZM205 183V182H204ZM204 183H202L203 185H202V188H203V186L205 185L206 186V184H204ZM216 183V184H215ZM263 185H262V184ZM28 184H26V185H28ZM129 184H134V183H131V182H129L128 184L125 182L124 183V186L122 185L121 186V184L119 185V186H121L120 187V189H123L124 190V188H125V185H129ZM143 184V183H142ZM179 184V183H178ZM25 185V184H24ZM151 185V184H150ZM21 186V185H20ZM78 186H80V188L78 189ZM90 186V185H89ZM135 186V185H134ZM137 186V185H136ZM138 186H140V184L138 185ZM147 186V185H146ZM151 186H153V185H151ZM176 186V185H175ZM185 186V185H184ZM190 186V187H191ZM195 186V187H194ZM198 186V185H197ZM200 187L199 188H201V185H199ZM204 186V188L203 189H205L206 187ZM3 187V186H2ZM14 187V186H13ZM126 187H128V186H126ZM177 187H178V185H177ZM213 187H209V185H208V188H211L210 190H212V188ZM18 188V187H17ZM39 188V190H41ZM91 188H93V187H91ZM104 188H102V190L104 189ZM119 188V187H118ZM117 188V189H118ZM143 189L145 188V187H142ZM147 188V187H146ZM152 188V187H151ZM207 188V189H208ZM97 189V188H96ZM96 189L94 188V189H91L90 191H88V190H85V192L86 193H92V194H94L95 192H96ZM120 189H118V191L120 190ZM143 189H141V190H143ZM182 189V188H181ZM196 189V188H195ZM202 189V190H203ZM38 190V192H40ZM95 192H94V191ZM115 190L116 189H114V191H113V193H112V196L110 195V197L108 198V196L109 195H107V199H108V201H109V199L111 198V200H110V202L111 201H113V202H111L112 204H114L117 208H115L116 210L118 209V206L119 207H121L120 206V204H119V201H120V203L122 202L121 201V197H119L118 196V194L117 193H119L120 191L122 192V190H120L119 192H117V193H115ZM132 190V189H131ZM140 190V191H141ZM183 190V189H182ZM184 190H183V192H184ZM198 190H199V192H200V194H197L198 193ZM209 190V189H208ZM104 191H106V190H104ZM128 191V190H127ZM146 191H147V189H146ZM81 192V191H80ZM94 192V193H93ZM123 192H125L126 193V191L124 190ZM129 192V195H128V193H122V194H125L126 196H130V195H132L133 193H135V192H132V191H128ZM132 192V193H131ZM136 192H138V190L136 191ZM143 193H141V192H139L140 193V195H139V193L137 194V193H135V194H137V195H139V197L141 196L142 198V200H144L145 198H147V197H149V198H151L150 196H148V193H145L144 192V190L142 191ZM72 193V195H74L75 196V198H74V196H70L69 194H71ZM82 193H84V191L82 192ZM131 193V194H130ZM211 193V194H210ZM96 194H97V197L96 198H103V200H105L104 199V197L106 196H102V195H99V194H101L100 192H96ZM103 194V193H102ZM105 194V193H104ZM115 194H117V196L115 195ZM119 194H121V193H119ZM142 194V195H141ZM264 194V193H263ZM40 195H43V193L41 192L40 193ZM82 195H86V194H82ZM89 195V194H88ZM95 195V194H94ZM134 195V194H133ZM157 195V196H156ZM188 195H186V196H188ZM192 195V196H191ZM194 195V196H193ZM197 195L198 196H200V197H197ZM87 196V195H86ZM90 196V195H89ZM96 196V195H95ZM102 196V197H101ZM124 196V195H123ZM126 196H124V199L125 198H127ZM135 196V195H134ZM134 196H132V198H131V196L129 197V199H131V200H134L133 199V197ZM147 196V197H146ZM42 197V196H41ZM88 197V196H87ZM145 197V198H144ZM191 197V198H190ZM197 197V198H196ZM208 197H206V199L208 198ZM33 198H35V195L33 196ZM78 198V199H77ZM84 199H85V197H83ZM90 198V197H89ZM135 198V197H134ZM144 198V199H143ZM186 198H188V197H186ZM185 198V199H186ZM205 198V197H204ZM204 198H202V200L204 199ZM1 199V198H0ZM60 199V200H59ZM119 199V200H118ZM129 199H127L128 200V202H130V200ZM135 199H137V198H135ZM184 199V200H185ZM201 199V198H200ZM205 199V201H208V200H210L209 198H208V200H206ZM96 200H99V199H96ZM148 200H150V201H152L151 199H148ZM187 201H189L188 199H186ZM86 201V200H85ZM84 201V202H85ZM94 201V200H93ZM106 201V200H105ZM104 201V202H105ZM125 201V200H124ZM145 201V200H144ZM192 202H193V200H191ZM190 201V202H191ZM200 201V200H199ZM204 201V200H203ZM69 202V201H68ZM83 202V203H84ZM87 202V201H86ZM89 202V201H88ZM99 202L100 203H102L100 200H99ZM140 202H142V201H140ZM168 202H169V204H168ZM171 202H173V203H171ZM185 202V201H184ZM209 202V201H208ZM0 203L2 204V202L0 201ZM69 203H72V202H69ZM68 203V204H69ZM75 203H77V202H74V204ZM79 203V202H78ZM95 203V202H94ZM93 202H92V204H94ZM123 203V202H122ZM131 203V202H130ZM135 203V202H134ZM133 203V204H134ZM149 203H151V202H149ZM148 203V204H149ZM152 203L153 204H157V202H153L152 201ZM152 203L150 204V205H152ZM168 205H167V204ZM171 203V204H170ZM180 202H178V203H176L177 205L179 204ZM186 203V202H185ZM188 203V202H187ZM187 203L186 204H183V202H181V206H186V208H189V206L187 205ZM194 204H195V202H193ZM203 203V204H202ZM61 204V205H62ZM73 204V203H72ZM74 204L72 205V206H74ZM88 204V203H87ZM91 204V203H90ZM103 204V203H102ZM110 204V203H109ZM119 204V205H118ZM126 204V203H125ZM132 204V205H133ZM141 204V203H140ZM145 204V203H144ZM147 204V203H146ZM147 204V205H148ZM158 204H157V206H158ZM165 204V205H164ZM175 204V205H176ZM194 204H191V203H189V205H191L190 207H191V210H192V208L193 209H199V208H195L194 206H196L197 204H199V203H197V201H196V204L194 205ZM204 204H205V207H204ZM207 204V205H206ZM7 205V204H6ZM63 205V206H64ZM71 205V204H70ZM78 205V204H77ZM149 205V206H150ZM211 205V206H210ZM255 205V206H254ZM59 206V205H58ZM78 206H80V204L78 205ZM85 206H87V205H85ZM85 206H84V208H85ZM89 207V209H90V205H88ZM92 206V205H91ZM94 207L95 206H97V205H93ZM104 206V205H103ZM115 206H113V208L115 207ZM126 207L125 205H122V208H124V207ZM142 206V205H141ZM144 206V205H143ZM148 206V207H149ZM154 206V205H153ZM156 206V205H155ZM159 206V207H160ZM188 206V207H187ZM6 207V206H5ZM4 207V204H3V207L0 205V220L2 219V217L3 216H6V213H7V210H9V209H6ZM112 207V206H111ZM111 207H109L110 208V210H111ZM128 208V210H125V211H130L132 208H133V206H132V208H129L130 207V205L129 206H127ZM177 207V206H176ZM196 207H198V205L196 206ZM70 208V207H69ZM99 208H101V207H99ZM106 208V207H105ZM108 208V207H107ZM108 208V209H109ZM113 208H112V211H113ZM138 208H140V207H138ZM142 208V210H146L145 208H147L146 206L145 207H141ZM152 208V207H151ZM163 208V207H162ZM86 209H87V207H86ZM86 209H85V211H86ZM88 209V211H90ZM94 209V208H93ZM95 209H96V207H95ZM121 209V208H120ZM137 209V208H136ZM78 210V209H77ZM97 210V209H96ZM103 210H107V209H103ZM116 210H115V212H116ZM141 210V209H140ZM140 211V214H141V212H143V211ZM151 210H153V209H151ZM155 210V209H154ZM158 210V209H157ZM161 210H163V209H161ZM190 210V209H189ZM190 210V211H191ZM195 210H193V211H195ZM200 210V211H201ZM71 211H73V209L71 210ZM76 211V210H75ZM88 211H87V213L86 214H91L92 215V212H94V210L91 212L90 211V213H88ZM98 211V210H97ZM108 211V210H107ZM118 211V210H117ZM120 211V210H119ZM132 211V210H131ZM130 211V212H131ZM139 211V210H138ZM189 211V212H190ZM203 211V210H202ZM63 212V211H62ZM102 212V211H101ZM104 212V211H103ZM145 212V211H144ZM143 212V213H144ZM148 212V211H147ZM151 212V211H150ZM157 212V211H156ZM162 212H164V211H162ZM168 212V211H167ZM197 211H195L194 213H196ZM70 213V212H69ZM72 213V212H71ZM75 213H77V212H74V214ZM82 213V212H81ZM110 213H112V212H110ZM118 213V212H117ZM120 213H124V211L123 212H120ZM119 213V214H120ZM133 213V212H132ZM135 213H137V212H135ZM153 213H154V211H153ZM159 213V212H158ZM198 213V212H197ZM196 213V214H197ZM202 214L204 213V212H201ZM206 213H204V216L202 215V214H200V212L198 213L199 215H202V218H201V216H200V218L201 219H204L205 218V215H206ZM77 214H80V212L79 213H77ZM85 214V215H86ZM127 214V213H126ZM131 214V213H130ZM152 214V213H151ZM163 213H159V215H162ZM190 214H193V212L192 213H190ZM196 215V222L198 221H200V219L199 218H197L199 215ZM81 215V214H80ZM85 215L83 214L82 216H84L83 217V219H92V217H93V215H92V217L91 216H87V217H89V218H85ZM115 215H117V214H115ZM121 215V214H120ZM127 215H129V214H127ZM156 215V214H155ZM155 215H153V216H155ZM158 215V216H159ZM164 215V214H163ZM194 215V214H193ZM192 215V217H194ZM208 215V216H209ZM81 216V217H82ZM113 216H114V214H113ZM136 216H137V214H136ZM140 216H142V215H140ZM149 216V215H148ZM153 216H151V217H153ZM166 216V215H165ZM74 217H77V216H75L74 215ZM91 217V218H90ZM95 217H97V215L95 216ZM94 217V218H95ZM98 217H100V216H98ZM116 217V216H115ZM132 217V216H131ZM146 217V216H145ZM204 217V218H203ZM211 217H209V218H211ZM100 218H102V221L104 220V219H106L107 217H100ZM104 218V219H103ZM118 218V217H117ZM122 218H124V216L122 215ZM129 218H130V215H129ZM141 218V217H140ZM206 218H208L207 217V215H206ZM4 219H6V218H4ZM3 219V220H4ZM82 219V220H83ZM142 219V218H141ZM194 219V218H193ZM198 219V220H197ZM93 220V219H92ZM92 220H90L89 221V223H92L93 221ZM119 220V219H118ZM140 220V219H139ZM145 220H146V218H145ZM6 221H7V219H6ZM101 221V219H100V223L102 222ZM120 221H121V218H120ZM132 221V220H131ZM134 221V220H133ZM132 221V222H133ZM142 220H140V226H141V224H143L144 223V219H143V223L141 222ZM149 221V220H148ZM207 221L208 220H206V223H207ZM1 222H3V221H1ZM9 222V221H8ZM12 222V221H11ZM108 222V221H107ZM111 222V221H110ZM116 222H119V221H115V223ZM127 222V221H126ZM125 222V223H126ZM147 222V221H146ZM200 222H203V221H200ZM209 222V221H208ZM6 223V222H5ZM68 223H70V222H68ZM84 223H88L87 221L86 222H84ZM83 223V224H84ZM114 223V222H113ZM131 223V222H130ZM1 224V223H0ZM94 224V223H93ZM103 224H107V223H103ZM110 224H112V223H110ZM109 224V225H110ZM117 224V223H116ZM116 224H114V225H116ZM127 224V223H126ZM135 224V223H134ZM156 224H158V223H156ZM16 225V224H15ZM70 225V224H69ZM92 225V224H91ZM91 225L89 224L88 226H90V229H91ZM108 225V226H109ZM113 225V224H112ZM123 225V224H122ZM129 225V224H128ZM136 225V224H135ZM138 225V224H137ZM155 225V224H154ZM153 225V226H154ZM205 225V224H204ZM4 226V225H3ZM71 226V225H70ZM84 226H85V228H88V227H86V225L84 224ZM96 226V225H95ZM124 226V225H123ZM126 226V225H125ZM144 226V225H143ZM152 226V227H153ZM156 226V225H155ZM2 227V226H1ZM7 227L8 226H6L5 227V229H7ZM94 227V226H93ZM111 227V226H110ZM112 227H115V226H112ZM128 227V226H127ZM142 227V226H141ZM199 227V226H198ZM71 228H73V227H71ZM70 228V229H71ZM121 228V230L123 229V227H120ZM120 228H118V229H120ZM129 228V227H128ZM128 228H126V229H128ZM140 228V227H139ZM139 228L138 227H134V231L132 232V231H130V233H128L127 232V235H126V238H125V234H123L124 235V240H126L127 242H126V244H128V247H127V251H129V254H132L130 251H132V250H134V247H135V249L136 248H139V247H142V246H144L143 244H142V246H135L136 244H138V245H140L139 243V241L141 240V238L142 237H140L141 236V233H140V230H139ZM146 228V227H145ZM204 228V227H203ZM5 229H3V231L5 230ZM125 229V230H126ZM133 229V228H132ZM156 229V228H155ZM154 229V230H155ZM202 228H200V230H201ZM19 230V229H18ZM86 230V229H85ZM97 230V229H96ZM117 230V229H116ZM120 230V231H121ZM124 230V229H123ZM122 230V231H123ZM0 231H2L1 229H0ZM7 231V230H6ZM21 231V230H20ZM127 231V230H126ZM147 231V230H146ZM149 231H151V230H149ZM199 231V230H198ZM17 232V231H16ZM71 232H73V231H71ZM75 232V231H74ZM86 232H88V231H85V233ZM92 232V231H91ZM142 232V231H141ZM3 233V232H2ZM6 233V232H5ZM9 233H11V232H9ZM8 233V234H9ZM89 233V232H88ZM94 233V232H93ZM122 233V232H121ZM119 234L120 236V239H123V237L121 238V235L122 234ZM262 233V234H261ZM112 234V233H111ZM10 235V234H9ZM75 235V234H74ZM74 235H72V236H74ZM86 235H88L87 233H86ZM90 235V234H89ZM109 235V234H108ZM4 236H5V234H4ZM3 236V237H4ZM23 236V235H22ZM91 236V235H90ZM89 236V237H90ZM94 236V235H93ZM111 236V235H110ZM155 236V235H154ZM159 236V235H158ZM224 236V237H225ZM2 237V235H1V233H0V264H2V263H4L6 260L8 261L10 258L9 257H11L12 258V253H10L11 251H9L8 250V247H15V246H13L12 244H11V242L10 241H12V240H5L4 238ZM6 237H7V235H6ZM112 237V236H111ZM27 238V237H26ZM87 238V237H86ZM86 238H85V240H86ZM98 238V237H97ZM101 238V237H100ZM108 238V237H107ZM116 238H118V236L116 237ZM159 238V237H158ZM189 238V239H190ZM259 238H260V240H261V242H260V240H259ZM39 239V241H40V238H38ZM80 239V238H79ZM113 239V238H112ZM138 239H140V240H138ZM143 239H144V237H143ZM26 240V239H25ZM28 240V239H27ZM89 240V239H88ZM119 240V238L116 240V242ZM232 240V241H233ZM7 241V242H6ZM34 241H35V239H34ZM90 241V240H89ZM143 240H141V242H142ZM194 241V242H193ZM8 242H10V245L11 246H9V244H7ZM25 242V241H24ZM29 242V241H28ZM38 242V240L36 241V243ZM85 242H87V241H85ZM93 243H94V241H92ZM139 242V243H138ZM145 242V241H144ZM143 242V243H144ZM193 242V243H192ZM260 242V243H259ZM147 243V242H146ZM228 243V244H229ZM258 243L259 244H261V245H258ZM5 244H6V247H5ZM27 243H25V244H23V246H25ZM30 244V243H29ZM120 244V243H119ZM224 244V243H223ZM121 245V244H120ZM226 245V244H225ZM249 245H250V248H249ZM28 247H30L29 245H27ZM36 246H39V242H38V244H36ZM43 246V245H42ZM97 246V245H96ZM146 246V245H145ZM145 246H144V249H145ZM259 246V250H257L258 248H256V247H258ZM44 247V246H43ZM70 247V246H69ZM121 247V246H120ZM227 247V246H226ZM10 248V249H11ZM18 248H22V247H19L18 246ZM17 248V249H18ZM24 248V247H23ZM22 248V249H23ZM36 249V247H33V249ZM40 248V247H39ZM122 248H123V246H122ZM126 248V247H125ZM131 248H132V250H131ZM232 248V249H231ZM16 249V250H17ZM25 249V248H24ZM33 249H31V250H33ZM44 248H42V250H43ZM101 249H103V248H100V250ZM140 249H142V250H144L143 248H140ZM15 250V248H13V251ZM139 250V249H138ZM142 250L140 251L139 250V253L140 252H142ZM246 250V251H245ZM22 251V250H21ZM72 251V250H71ZM87 251V250H86ZM94 251V250H93ZM145 251H147V249L146 250H144V252ZM210 251V250H209ZM36 252V251H35ZM39 252V251H38ZM243 252V253H244ZM253 253H255L254 252V250L252 251ZM260 252H262V254H263V251H260ZM28 255H27V257H29L28 259H32V260H34V258H35V254H34V252H33V254H32V251L31 252H26ZM29 253H30V255H29ZM37 253V252H36ZM133 253H135V252H133ZM222 253H224V251L222 252ZM242 253V252H241ZM240 253V254H241ZM252 253V254H253ZM24 254V252L21 254V255H19V256H22V260H23V258L25 257V255H23ZM232 255V256H230V255ZM251 254V255H252ZM260 255V253L258 254V255H260L259 256V258H261L263 255ZM15 255V254H14ZM13 255V257H15ZM33 255V256H32ZM40 256V258H41V254H39ZM134 255H137V254H134ZM237 255V254H236ZM246 255V256H245ZM255 254H253L252 256H254ZM24 256V257H23ZM131 256V255H130ZM241 256V255H240ZM241 256V257H242ZM256 256V255H255ZM255 256L253 257L254 259H256L255 258ZM16 257H18V256H16ZM36 257H38V256H36ZM55 257V256H54ZM133 257V256H132ZM212 257V256H211ZM243 257V259H245ZM257 257V256H256ZM264 257V256H263ZM26 258V257H25ZM229 258V259H230ZM236 258H237V256H236ZM236 258H235V260H236ZM251 259H250V261L251 260H254L252 257H250ZM259 258H257V260L259 259ZM15 259V258H14ZM13 259V260H14ZM18 259V258H17ZM27 259V260H28ZM56 259V258H55ZM248 259V258H247ZM246 259V260H247ZM263 259V258H262ZM262 259H261V263H262ZM19 260V259H18ZM21 260V261H22ZM31 260V261H32ZM59 260V259H58ZM11 261V260H10ZM24 261H26V260H24ZM232 261V260H231ZM237 261V260H236ZM243 261V260H242ZM248 261H249V259H248ZM248 261H246V262H248ZM249 261V264H251V262ZM259 261V260H258ZM258 261H255L254 260V262H253V264L256 262V264L257 263H259ZM29 263H30V261H28ZM59 262H60V260H59ZM227 262H229L228 260H227ZM227 262H226V264H227ZM263 262H264V260H263ZM14 262L12 261V264H13ZM218 263V262H217ZM220 264L221 263H224V262H219ZM230 263V262H229ZM237 263V262H236ZM239 263L241 264V261H239ZM243 263L244 264H248V263H245L244 261H243ZM6 264V263H5ZM36 264V263H35ZM39 264V263H38ZM58 264V263H57ZM225 264V263H224ZM231 264V263H230ZM263 264V263H262Z\"/></svg>",
	"mask_w": 264,
	"mask_h": 264
},
{
	"label": "crops",
	"instance_id": "3",
	"mask_svg": "<svg viewBox=\"0 0 264 264\" xmlns=\"http://www.w3.org/2000/svg\"><path fill=\"white\" fill-rule=\"evenodd\" d=\"M8 1L10 0H7V2L6 0H0V41L6 38L15 39L16 38L15 36H18L17 37L18 39L21 38V36H23L21 34L22 32L19 33L18 35L10 36V37L3 35L5 31L2 28L1 24L5 23V18L8 16V8L24 7L23 3L21 5L19 4L18 0L10 1L11 5L9 4ZM52 2L54 9V17L49 20V25H48L49 26L48 38L50 40L88 39L92 37L90 33L96 34L95 31L97 29H98L97 32L98 33L100 32L99 35L101 36L102 33V35L106 37V38L105 37L102 38L105 39H110L114 37L123 38L125 35L120 36V34L122 33L123 34L127 33L129 35L132 34V36L136 38V32H137V27L135 23L136 0H52ZM6 3H8V5ZM31 6L33 8L36 7L34 4H31ZM98 9L99 11L101 9L103 12L104 9H108L106 11L110 12L109 14H111V15L106 14L107 16L109 15V17L106 20H104V24H102L103 14L99 15L100 17L102 16V18L97 16ZM93 12L95 13V15H91V13L94 14ZM89 14L91 16L96 17V19L88 20L87 17ZM34 15L35 12L33 11V16ZM75 16H78V18H75ZM107 16H105V18ZM124 38H126V36Z\"/></svg>",
	"mask_w": 264,
	"mask_h": 264
}]
</instances>
